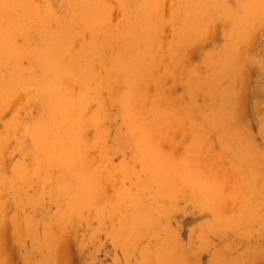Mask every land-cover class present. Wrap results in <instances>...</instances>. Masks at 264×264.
Segmentation results:
<instances>
[{"label":"rangeland","instance_id":"rangeland-1","mask_svg":"<svg viewBox=\"0 0 264 264\" xmlns=\"http://www.w3.org/2000/svg\"><path fill=\"white\" fill-rule=\"evenodd\" d=\"M16 1V0H15ZM14 1V2H15ZM30 1H33V0H30ZM36 2V5L34 4L35 2ZM33 2V4H32V6L34 5V7H31V6H28L27 7V9L26 10H28V8L30 9V10H32L31 12H36V13H29L28 14V16H26V17H28L29 18V22H31V24L33 23V25H27L26 23L28 22V21H24V22H26V23H24L23 22V20H21L23 17H25L24 16V14L25 15H27V13L30 11H26L25 12V10L23 11V12H25L24 14H23V12H22V9L23 8H21V10H18L17 12L15 11L14 12V16H16L17 18H18V20H17V18H15L14 17V19L13 18H11L12 19V22L14 23V24H12V23H10L11 24V26L9 25V24H7V28H4V26L3 27H1V30L3 29L4 31H5V29H7V31L13 36V38H12V40L14 39V38H16L17 36V38L15 39V40H13V42L15 43H13V51H12V53H13V56L14 55H16V54H18V55H16L15 57H13L12 56V53H10V52H6V51H4L5 53H3V51H2V49H0V51H1V53H0V57H1V59H0V70H1V72H0V85L2 86V84H3V86H5V85H9V84H12L13 82H14V80L15 81H17V82H19L20 81V83L22 82V80H23V78H24V80L25 79H27L26 81H25V83H24V81H23V84L21 85V87H23V89L22 90H24V86L25 85H28L27 83H29V87L28 86H26L27 87V89L26 90H28V89H30L29 91H26L25 90V92L24 91H18V92H16V94H17V98H15L16 97V94L13 96V99H14V101L13 100H11L10 101V103H8V106H3V108H1L0 109V130L2 131V133H3V135L2 136H0V138L2 139V141L3 142H1V140H0V152H1V154H0V158L2 159V161H1V159H0V171H2V172H0V177L2 178H0V180H2V182H3V184H4V186L2 185V184H0V221H2L3 222V220H1V219H4L5 217V215H6V219L4 220V222L6 221V226H4L5 224H4V222L2 223V222H0V227L2 228H0V233L2 234H0V236H1V238H0V253H1V256H0V264H3L4 262V264H8L9 262L8 261H10V263L9 264H36L37 262H38V264H49L50 262V264H53L54 263V261L53 260H55V263L56 264H60V263H62V264H148V263H144L145 262V260H146V258L148 259V256H149V258H151V256H153V258H151V259H154L155 257H156V255L155 254H157V253H153L152 251V249H151V246H154L153 244H155L154 242L153 243H151L150 242V240H148V239H150V238H148V235L147 234H145V232L147 231L146 230V228H145V232L143 231V236H141V234H140V232H138V231H140V230H143L142 229V227H140V225H139V227H137L138 225L136 224L137 223V221L136 220H134L133 219V215H134V213H136L137 211V209H134V208H137L136 206H134L133 205V201H132V199H126V198H123L122 196H125V195H127L128 193H130V191L129 190H131V193L133 192L134 193V191L136 190V187H137V185H138V187H139V183H138V181H140V183L141 182H143L144 183V181L146 182V184H148L147 182H148V178L150 177L149 175H151V174H149L148 172H149V169H150V160L151 159H153L154 160V158L155 157H157V154L155 155V154H153V152L151 153L152 155H155V157L154 158H150L149 156H152V155H150V153H148V156H147V159H145V157H143V159H145V160H147V162L145 163L144 161L145 160H142V156H140L139 155V150H137V148L139 149V147H137L136 146V144H137V142L139 143V144H137V145H139L140 146V142L139 141H137V140H140V138H138L137 136H135V135H133V132H132V134H131V132H130V130L132 129V127H131V129L130 128H127L128 127V123H130V122H132V121H130L131 119H130V117H128L129 118V120L128 121H130V122H128L127 121V124H126V117L128 116V114H130V111L128 110V109H126L127 107L126 106H128V101H130V100H127L126 101V103H125V100L124 99H121V98H124L125 96H124V92L126 91H124V90H122V91H124L123 93L124 94H122V92L121 91H119V90H121V89H123L122 87H125V85L123 84V83H125L124 81L122 82V80H123V78H121V76H120V78H118L119 80V82L121 81L122 82V84H120L117 80L114 82L115 84L113 85L114 86V88H116L117 87V83H119V88H118V90L116 91V89L115 90H112V89H110V90H108V92H106L105 91V98H102L101 99V103H99V102H96V104H94L95 102H92L91 103V105H89V106H91V110L89 111L88 110V116H91V114L92 113H90V112H99V110H97V109H100V112L99 113H101V114H98V118L101 120V121H99V119L97 120L98 122L96 123V122H94L95 124H98V125H95L94 123H91V125H90V123H87L86 125H83L82 127H83V129H81L82 130V132H81V134H80V132H79V137H80V140L78 139V140H75V141H73L74 143H73V145L77 142H79L78 144L76 143L74 146H75V152H77V150L79 151V156H81V158H80V161H81V170L82 171H80L79 169H77V170H79L80 172H81V174L79 173V171H77L76 170V168H71V170L72 169H75L76 171L74 172V171H72V173L71 172H67V171H71V170H69V168L71 167V166H69L70 165V162L69 161H71V158H70V160H68V162H66L65 164H66V166L68 165V168H66L67 169V173H69V174H67L66 172V174L64 173L63 174V171H64V167L65 166H63L62 165V174H63V176L65 177H63L62 175H61V169H59V168H57V167H60L59 165H57L56 167L54 166V167H47L48 166V164L49 163H47V161L45 160V156H44V152H42V154H41V152H40V150L42 151V149H39L38 150V152L37 151H35V149L37 150L38 148L36 147V146H34V145H32L31 144V142L32 141H34V139L31 137V139H30V133H29V131L27 132V130H30L31 128L32 129H34V127H35V129H36V125L38 124V120L37 119H42V120H45V119H43L44 117L46 118V120H47V117L45 116V112H46V109H44L45 107V105H44V103L42 102V100L44 101V92H43V94H42V91H40V89L41 90H43V88H40V86H38L39 87V91H37V89H38V87H36L35 85H37V84H32L33 85V87L35 88H30V86L32 87V85H31V83H33V82H37L36 80H40V79H42V76H40V74L42 75L43 74V67H44V64L43 65H40V64H42L43 63V61L42 62H40V61H36L37 60V56H39L40 58L43 56V54H46V52L49 50L50 51V49L49 48H51L52 50H55L56 48L55 47H61V45L59 46L58 44L60 43L59 41H58V38H59V35H60V33H61V29L62 30H64V25H66L65 26V30L64 31H66L67 29H68V31H72V32H70V40H69V44H70V52H68V54L69 53H71V52H76L77 50H78V47H80V49L79 50H81L82 49V47H83V49H84V47L86 48V50L88 51V53H89V55L90 56H88V57H91V55H92V57L91 58H93L95 55H97V54H100V52H101V49L103 50V51H105L106 52V54L108 55V54H110L111 52H113V51H116L115 49L118 47V45H119V41H113V40H117L116 39V37H111V36H109L108 38H110V39H108L107 38V36H108V34H107V36H106V34L104 35V32H108L109 33V31H111L112 33H109V35H113L114 36V32L112 31L114 28H115V26H116V23L118 22V28H120L121 29V27H119L120 25H122V24H120V23H122L123 21V25H122V32H124L123 30H125L127 27V30H130L131 29V26H133V25H131L130 26V24H132L131 23V19H132V21H133V18H131L130 17V13H131V16H132V12L134 13L135 11H132V10H134V7H135V9H136V7H137V9H139V3L137 2V1H139V0H99L100 1V3L98 2V4H99V6L103 3V4H105L106 5V7L108 8H106V10H104L103 12H102V9L103 8H101V7H97V11L99 12V10L101 9V14L103 13L104 15H105V11H106V13L108 12V15H106V16H108L107 18H105L106 16H104V20L106 19V21L108 20L110 23V26L113 24V25H115V26H109V24H108V26L106 27V31H102L101 32V30H103V29H105L104 27L106 26L105 24H107L106 23V21H105V24L103 23L102 24V26L100 25L101 24V22H97L101 27H102V29L100 28V27H97L96 29H101V30H97V32L99 33H97V32H92V33H90V31H92V30H87L86 28H83L84 26H83V24L81 25V27H80V24H79V26H78V23L81 21V19L80 18H82V14L85 12V10H86V8H84V9H82L83 7H84V5L86 4L87 6L90 4V2L89 1H85V0H82V2L84 1V2H86V3H84V4H82L81 3V5H79L80 4V0H76L77 1V4H78V6H79V8H78V6H76L77 4H76V2H75V0L73 1V0H63V1H65V2H63L62 0H34ZM38 1H39V3H38ZM47 1H49V2H46ZM67 1H68V3H67ZM72 1H73V5L75 4V6H76V9H74L75 8V6H74V8H73V5H72ZM103 1H105V2H103ZM156 1V4H157V2H158V0H155ZM159 1H161V3L162 4H160L159 2H158V4H160V6H162V7H158V9L160 10L161 9V11H158V9H155L154 11H157V12H159V13H157V12H155L154 14H156L157 13V18H158V14L160 15V13H161V18H160V26L158 27V25H156V24H159V23H157V21L159 22V20H156V23L154 22V27L155 28H157L158 27V29H160L161 31H154V29L155 28H153V31H152V33L153 32H156V33H154V36H155V34L156 35H159L158 37L161 39L159 42L160 43H162V44H158V46H160L161 48H164V46H165V48L167 49V48H169L168 50H166L165 48L164 49H162L161 50V48L159 49L158 48V50H161V51H163V55L165 56V54H171L172 53V51H174L173 49H175V51L177 50V48H178V53L180 52V54H179V56H177L176 58L177 59H179V63L181 62V65H176L175 64V66L173 65V63H172V66L173 67H175V68H173L171 65H170V63H167L166 62V59L168 60V58L165 56V58H164V56L163 57H161L162 58V60H164L165 61V63H167L168 64V67L169 66H171V69H170V71H172V69H174L171 73H168V72H166V70H165V66L167 65V64H164V63H162V61H161V63H162V65L160 64V65H158V63H155L154 65H156V66H154V67H156V69L158 70V71H156V76L157 75H159V76H157V80H152V78L151 79H149V81H151V82H147L146 83V85L147 86H144V87H146V90H147V92L148 93H150L149 94V97L150 96H152L153 94H152V92L153 91H155V88H154V86L153 85H156L157 86V84H158V88H160L159 89V91L157 90V92L159 93V95H158V97H160V98H165L166 96H168L167 98H169V97H171V95H172V99L171 100H174V98L175 99H177L178 100V103H179V101L181 100L183 103L182 104H180V106L182 107V105H183V107L182 108H184V109H188V110H184V113L183 112H181V113H183L184 114V117L186 116L187 118H188V116H192V118H193V120H194V118H195V115H196V112L198 111L197 109V111L195 110V108H197V107H199V110H201L200 108H203V110H204V108H205V112H209L210 111V104H211V101H213V100H215L216 101V99H218V96H216V98L215 99H213L214 98V90H211L212 89V87H213V89H214V86H212L213 84L215 85V81H213L214 79H213V77H210V78H212V79H210L209 78V76H213V74H212V72H213V68H215L216 69V65L218 66L219 65V62L221 63L222 61H224V58H225V54L226 53H229V51H228V48H231L235 43H236V45L238 46L239 45V43H238V39H235L236 37L238 38L239 37V35H237L236 36V34H239L240 33V31H242L243 29H244V27L246 28V25L245 24H243L242 22H241V19L243 18V15H247L249 18H251L252 17V14H250V13H253V17H252V20H251V22L253 23H258L260 20H256L258 17L257 16H259L260 17V15L262 14V12L264 13V4H260L259 6H257V2H258V0L256 1V0H252V2H254V4H252L251 5V1L250 0H244V2L245 1H249V3L248 2H245V3H243V0H159ZM188 1V2H187ZM215 1V3L213 4L212 2H214ZM221 1V2H220ZM242 1V2H241ZM41 2H45L44 3V5H46L48 8H49V10H52V11H49V10H46V9H48L46 6L44 7L45 9L44 10H42L43 9V7H42V3ZM50 2H51V4H50ZM69 2H71V3H69ZM75 2V3H74ZM89 2V3H88ZM135 4H134V3ZM187 2V3H186ZM200 2H202V4L204 5H202L203 7H206V9L205 8H203L204 9V12H201V11H198L196 8H198L199 6H200V8L202 9V7H201V3ZM219 2L221 3V4H219ZM30 3H32V2H30ZM41 3V4H40ZM48 3H49V5L50 6H52L53 7V9H52V7L50 8V6L48 5ZM56 3V4H55ZM65 3V4H64ZM189 3V4H188ZM192 3V4H191ZM200 5H199V4ZM8 4V6H9V4H11V2L10 3H8V1H6V5ZM37 4H38V6H37ZM40 4V5H39ZM64 4V5H63ZM72 5V7H71V5ZM92 4V3H91ZM138 4V5H137ZM154 4V6L156 5L155 4V2L153 3ZM190 4H191V6H190ZM198 6H197V5ZM205 4H208V6H209V8H208V6H205ZM212 4V5H211ZM221 5V6H219V5ZM241 4H243V6H240ZM256 4V5H255ZM43 5V6H44ZM61 5V6H60ZM85 5V6H86ZM105 5L103 6L104 8H105ZM137 5V6H136ZM211 5V6H210ZM246 7H248V5L249 6H251V12L249 11H245L246 13H244V11L242 10V8H244V9H246L245 8V6ZM254 5V6H253ZM11 6V5H10ZM90 6V5H89ZM88 6V8H90ZM157 6V5H156ZM195 6V7H194ZM217 6L218 7H220V8H217ZM24 7V6H23ZM40 7H42V9L40 8ZM57 7H58V9H57ZM65 7H67V8H65ZM70 7L71 8H73L74 10L72 11L71 9H70ZM91 7H93L92 5H91ZM95 7V6H94ZM128 7V8H127ZM131 9H130V8ZM183 7H185L186 9L187 8H189L190 10L188 11V9L186 10L185 8H184V11H185V13L186 12H189V14L187 13V16L189 15V16H191L192 17V13H194V11H196L197 10V12H195L196 13V15L198 14V12H200V13H204V14H202V15H205V11L206 10H208V9H210V11L211 12H213L214 13V15H212V13L210 12V14L212 15V17H211V19H212V21L213 22H210V19L208 20V19H206V20H208L209 22H210V24H205L204 25V27H206V25H207V27H206V30H205V28H203L202 29V27H201V32H200V34L196 37V38H200V40H198V39H192V38H195V36L194 35H184V33H183V31H187L188 29L185 27L184 28V26H185V22L183 21L184 20V18H185V13H184V11H182L183 10ZM195 8L194 10H192V8ZM39 8L42 10H39ZM56 8V9H55ZM63 8H65V9H63ZM70 10H69V9ZM99 8V9H98ZM141 8V7H140ZM154 8H156V7H154ZM254 8H256L257 10H259V11H257L256 9H255V11H253L254 10ZM35 11H34V10ZM61 9H62V11H61ZM79 9H81V10H79ZM128 9H129V12H127L128 11ZM58 10V11H57ZM75 10H77V11H75ZM193 12H192V11ZM224 12H223V11ZM262 10V11H261ZM38 11L39 12H41L42 13V18H41V15H39V13H38ZM62 13H61V12ZM64 11V12H63ZM67 11H69V13L67 12ZM79 11V12H78ZM80 11H83L81 14H79L78 15V13H80ZM139 11V10H138ZM142 11V10H141ZM141 11H139L138 12V15H140V12ZM145 11L146 10H144V11H142L141 12V14L144 12L145 13ZM217 11V12H216ZM225 11H226V13H225ZM233 11H235V12H239V14L240 15H242L241 16V19H239L240 18V15L237 13H235V12H233ZM253 11V12H252ZM261 11V12H260ZM20 12V13H19ZM45 12H48V13H46V16H47V14L48 15H54L53 17L52 16H50V17H52L51 19H50V17H46V16H44L45 15ZM51 12H54V13H52L51 14ZM57 14H56V13ZM73 12H77V14L76 15H78L79 17L77 18V16L73 13ZM182 12V13H181ZM190 12H192V13H190ZM206 12H208V11H206ZM209 12H208V14H209ZM221 12V14H219V13ZM230 12V13H229ZM254 12H256L255 14H254ZM261 14H260V13ZM15 13H19V17H18V15H16ZM38 13V16H37V18L39 19V20H41V21H39L38 19H35V16H36V14ZM40 13V14H41ZM44 13V14H43ZM100 13V12H99ZM177 13V14H176ZM195 13L193 14V16L195 15ZM258 13L260 14V15H258ZM6 14H8V13H6ZM6 14H5V16H6ZM62 14L64 15L63 17H62ZM67 14H72V17H71V15H68V16H66ZM101 14H100V17H101ZM135 14L137 15V12H135ZM135 14H133L134 16H135ZM175 14L176 15H179L178 16V18L179 17H181L180 19L181 20H179V19H177V18H175V17H177V16H175ZM208 14H206V18H208L207 16H209ZM215 14H217V15H215ZM225 14V15H224ZM232 14H235V15H238L237 17H235V16H233ZM80 15H81V17H80ZM174 15V16H173ZM210 15V16H211ZM218 15H220L219 17H218ZM251 15V16H250ZM255 15H256V17H255ZM22 16V17H21ZM29 16H31V18L29 17ZM40 16V17H39ZM66 16V17H65ZM74 16H76V17H74ZM128 16H129V20H130V22H129V20H127V21H125L127 18H128ZM133 16V17H134ZM187 16H186V18L185 19H188L189 18V16H188V18H187ZM214 16H216V19H214L213 20V18H215ZM8 17H9V14H8ZM23 18L24 20H28V18ZM32 17H33V19H35V21L33 22V20H31L32 19ZM63 19H62V18ZM67 19V22H66V19ZM74 17V18H73ZM139 17V16H138ZM229 17H233L234 18V20H233V18H232V21L231 22H233V23H230V20H231V18H229ZM19 18H20V20H21V22H20V20H19ZM54 18L56 19V20H58L57 22H56V20L54 21ZM70 18H73V19H70ZM121 18H123V20L121 19ZM156 18V19H157ZM227 19L229 22H226L225 23V19ZM254 18H255V20H254ZM70 19V20H69ZM74 19H80V21L77 23V21L76 20H74ZM134 19H136V18H134ZM159 19V18H158ZM235 19L238 21V22H236L235 21ZM240 20V22H239V20ZM259 19V18H258ZM260 19H261V22H259V24H257V26H256V28L254 27L255 25H254V23L252 24L251 22H250V24H252V25H254V26H252V25H247L248 26V30L250 29L249 27H254L255 29H254V33L253 34H250V32H249V34L250 35H252V38H251V41H250V43H249V45H248V47L246 48V53H245V59L243 58V55H241L240 57L241 58H239L238 60L240 61V64H242L241 66H243V70L242 71H244L243 73H244V78L245 79H243V88H250V85H254V87L253 86H251V89L249 90V92L246 90V89H244V90H242V88H241V91H244L243 92V94L241 93V95H243V99H241L242 100V102H243V104H242V102H241V100H240V103L242 104V105H240V106H238V107H240V108H242L243 109V107H245L244 108V117L242 116L241 117V115L239 116V119L241 120V122H242V119H243V122L241 123L242 124V127L247 131H245V130H243V132L245 131L246 132V134L247 135H249V138L251 139V140H253L254 141V144H256L258 141V143L261 145L262 144V136L259 134V122L257 121V120H259L260 119V116L262 117L263 115H264V99H263V97L261 98V99H256V98H258V97H254V92H253V90H255V88L258 86V84H256L255 82H257L258 83V81L256 80L255 81V75H256V73H255V62H254V58H252L254 55L255 56H258L259 55V53H260V55H262V53L264 52V49H262L261 50V48L260 47H264V14L263 15H261V17H260ZM14 20V21H13ZM48 21L47 23V26H46V28L43 26L44 25V23H46V21ZM61 20V21H60ZM65 20V21H64ZM74 20V21H73ZM137 20V19H136ZM176 20H177V22H176ZM225 20V21H224ZM254 20V21H253ZM37 21H39L38 22V24H36L37 23ZM45 21V22H44ZM53 21V22H52ZM61 22V26H59L58 28H61V29H58L57 28V25L56 24H58V22ZM70 21V22H69ZM72 21V22H71ZM103 21V20H102ZM182 21H183V23H182ZM207 21V22H208ZM258 21V22H257ZM59 22V23H60ZM69 22V23H68ZM75 22V23H74ZM126 22H129V26H128V24H126V27H124V23H126ZM181 22V23H180ZM206 22V23H207ZM19 23H21L20 25H23V27L21 26H19ZM39 23H42V26L45 28H43L42 26H41V24L39 25ZM76 23H77V25H76ZM180 23V24H179ZM203 23H204V21H203ZM211 23H213V24H211ZM230 23V24H229ZM240 23H242V25L240 24ZM51 25V27L50 26H48V25ZM73 24H75V25H73ZM120 24V25H119ZM178 24H179V26H178ZM182 24H184L183 25V28H184V30H183V28L181 29V27L180 26H182ZM233 24V25H232ZM6 25V24H5ZM24 25H26V26H24ZM36 25H38V26H36ZM46 25V24H45ZM54 25H55V27H56V29L58 30H55V28H54ZM71 25H73L74 26V29H72V27L73 26H71ZM104 25V26H103ZM157 27H156V26ZM210 26V28H209V26ZM241 25V26H240ZM40 26V27H39ZM68 26H71V27H69V28H67ZM202 26H203V24H202ZM234 26V27H233ZM236 26V27H235ZM16 27H18V28H16ZM31 27V28H30ZM33 27V28H32ZM35 27H37V28H35ZM48 27H50V28H54V30L50 33V31L53 29H50V28H48ZM80 27V28H79ZM108 27H110V30L109 29H107ZM112 27H113V29H112ZM178 27H180V29L181 30H179V28ZM231 27H233L234 28V31H235V28H238V27H241V28H239V31L237 32V31H235V32H237V33H234V31H233V33H234V35H233V33H232V31H230V29H231ZM10 28H12V31L13 32H11V30L9 31V29ZM13 28H16V30H13ZM21 28V29H20ZM40 28V29H39ZM67 28V29H66ZM75 28H76V30H77V28H79L78 30H80L79 32H77L76 30H75ZM117 28V26H116V29L119 31L120 29H118ZM125 28V29H124ZM130 28V29H129ZM19 29V30H18ZM27 29V30H26ZM30 29V30H29ZM38 29H39V31H38ZM81 29H84V31L85 30H87L86 32V34H91L93 37H88L89 35H86L85 34V32H83L84 34V36H81L82 34V32H81ZM112 29V30H111ZM157 29V30H158ZM208 29H210V30H208ZM242 29V30H241ZM0 30V33L1 32H3V30L1 31ZM17 30H18V32L19 33H17ZM22 30H23V32H25V34L22 32ZM41 30V31H40ZM45 30H46V32H48V30H49V32L48 33H46L45 32ZM60 30V31H59ZM74 30H75V32H74ZM109 30V31H108ZM115 30V29H114ZM127 30L125 31V32H127ZM156 30V29H155ZM177 30V31H176ZM179 30V31H178ZM183 30V31H182ZM203 30V31H202ZM208 30V31H207ZM237 30V29H236ZM251 30H253V28L251 29ZM251 30H249V31H251ZM29 31V35L27 34V32ZM32 31V32H31ZM35 31H38V32H35ZM182 31V32H181ZM185 31V32H186ZM230 31V32H229ZM15 32V33H14ZM35 32V33H34ZM63 32V31H62ZM89 32V33H88ZM176 32H181V33H179L180 35H181V37H183L184 39L185 38H190V40H193V41H191V43H190V41H189V43L190 44H188V45H185V47L183 46V47H180V46H182V45H184L183 43H185L184 42V39H182L181 37V39L183 40L182 41V43H179V42H181V41H178V40H181V39H179L178 37H179V35H177L178 33H176ZM189 32V31H188ZM188 32H187V34H188ZM13 33V34H12ZM21 33V34H20ZM49 33L50 34H52V33H55V34H52V35H49ZM57 33V34H56ZM58 33H59V35H58ZM74 33H75V35H79L78 33H80L81 35H79V37H77V38H75L74 40L72 39L73 37L72 36H74ZM101 33V34H100ZM116 33V35L118 36V34H117V31L115 32ZM232 34V36H231V34ZM252 33V32H251ZM24 34V35H23ZM44 34V35H43ZM73 34V35H72ZM121 34V32L119 33V36H123L124 35V33L122 34V35H120ZM186 34V33H185ZM204 34H208V36L207 35H204ZM21 35V37L19 38V36ZM33 35V36H32ZM43 35V36H42ZM46 35H49V37L48 36H46ZM54 35H57L58 37L55 39V41H57L55 44V47H53L54 45H52V46H50L49 44H54V42L55 41H52V39H51V37H53V40H54V37H56V36H54ZM100 36V37H98V36ZM115 35V36H116ZM127 35V34H126ZM254 35V36H253ZM32 36V37H31ZM95 36H97V37H95ZM105 37V38H107L108 40H110V42H108L109 43V45H107V46H105L106 44H108V43H106L108 40L107 39H105V38H103L102 39V37ZM125 36V35H124ZM178 36V37H177ZM200 36H202V37H200ZM204 36V37H203ZM236 36V37H235ZM35 37V38H34ZM42 37V38H41ZM75 37V36H74ZM83 37V38H82ZM95 37V38H94ZM128 36H126V40H128V38H127ZM157 37V38H158ZM177 37V38H176ZM22 38V39H21ZM26 38V39H25ZM29 38V39H28ZM47 38H48V40H47ZM90 38H93L91 41L94 43V40H95V42L97 43L98 42V39H100V42L102 43L101 45L102 46H100L99 44V42H98V48L97 49H99V47H101L99 50H97V51H100V52H97V51H95L92 47H90L89 45H91L92 46V43L90 42V40L89 41H87V39H90ZM141 38V40L144 38V35H143V37L141 36L140 37ZM156 38V37H155ZM156 38V39H157ZM159 38H158V40H159ZM204 38V39H203ZM210 38V39H209ZM32 39V40H31ZM43 39H44V41L45 42H47V43H45L44 41H43ZM51 39V40H50ZM154 39V38H153ZM178 39V40H177ZM186 39V40H187ZM86 42V44L87 43H89V44H87L86 46L84 45L85 44V42ZM111 40H112V42H111ZM197 40H198V42H197ZM202 40V41H201ZM37 43H36V42ZM74 41V43H70V42H73ZM83 41V42H82ZM155 41H157V40H155ZM155 41H154V44H156L157 45V42L155 43ZM162 41V42H161ZM188 41V40H187ZM201 41V42H200ZM237 41V42H236ZM19 42V43H18ZM44 42V43H43ZM59 42V43H58ZM152 43H153V41H151ZM175 42H176V44L177 43H179V45L180 46H178V44H177V46H176V44H175ZM192 42H193V44H192ZM239 42H240V38H239ZM17 43V44H16ZM28 43V44H27ZM58 43V44H57ZM111 43H113V44H111ZM115 43V44H114ZM238 43V44H237ZM261 43V45L259 46V44ZM18 44H19V47H18ZM24 44V45H23ZM45 44V45H44ZM61 44V43H60ZM80 44H82V46L80 45ZM197 44V45H196ZM17 45V46H16ZM74 45H75V48H74ZM77 45V46H76ZM79 45V46H78ZM117 47H116V46ZM151 45H153V44H151ZM263 45V46H262ZM14 46H16L15 47V49H14ZM21 46V47H20ZM25 46H26V48H25ZM27 46H29V47H27ZM30 46H31V48H30ZM37 46V47H36ZM39 46V47H38ZM40 46H42V47H40ZM49 46V47H48ZM71 46L73 47V48H71ZM175 47V48H173V47ZM189 46V47H188ZM257 46V47H256ZM87 47H88V49H87ZM102 47H106L105 49H107V51L105 50V49H103ZM112 47V48H111ZM115 47V48H114ZM156 47V46H155ZM177 47V48H176ZM234 47H236V46H233V48ZM258 47H259V49L261 50H259L258 49ZM28 48H29V50H28ZM38 50H37V49ZM43 48V49H42ZM54 48V49H53ZM92 48V49H91ZM108 48H111V49H108ZM121 48V47H120ZM153 48V47H152ZM173 48V49H172ZM180 48H182V50L180 49ZM187 48V49H186ZM16 49H20V50H22V51H20V54H19V51L17 50V52H16ZM35 49V50H34ZM48 49V50H47ZM71 49H75V50H71ZM91 49V50H90ZM114 49V50H113ZM118 49V48H117ZM122 49V48H121ZM154 49V48H153ZM156 49V48H155ZM155 49H154V51H155ZM184 49V50H183ZM186 49V50H185ZM227 49V50H226ZM257 49L259 50V53H258V51H257ZM12 50V49H11ZM30 50H34L33 52L32 51H30ZM41 50H43V51H46V52H43V54H42V52H41ZM57 50V49H56ZM109 50L111 51V52H109ZM158 50H156V51H158ZM166 50V51H165ZM171 50V51H170ZM187 50H188V52H187ZM226 52H225V51ZM253 50V51H252ZM14 51H15V54H14ZM48 51V52H49ZM86 51V52H87ZM90 51H91V53H90ZM168 51V52H167ZM181 51H183V52H181ZM184 51H186V53L184 52ZM228 51V52H227ZM231 51V50H230ZM255 51V52H254ZM23 54H22V53ZM24 52L26 53V52H28V53H26V54H24ZM34 52H36V53H34ZM92 52H93V54H92ZM109 52V53H108ZM152 52H153V50H152ZM159 52V51H158ZM164 52H165V54H164ZM224 52V53H223ZM2 53H3V55L4 56H2ZM30 53H32V54H35V55H32V54H30ZM39 53H41V54H39ZM88 53H86V55L85 56H87L88 55ZM94 53H96V54H94ZM155 52H153V54H154ZM157 53V52H156ZM183 54V56H182V54ZM258 55H257V54ZM8 54H10V55H8ZM161 54V53H160ZM174 54H176L177 55V52H174L172 55H168L169 57H170V59H169V61L171 60V58H172V56L174 55ZM186 54H188L187 56H188V58H187V61H186ZM224 54V55H223ZM254 54V55H253ZM8 55V56H7ZM30 55H32L31 57H30ZM94 55V56H93ZM157 55H158V53H157ZM156 54H155V59H156V56H157ZM175 55V56H176ZM185 55V56H184ZM227 55V54H226ZM253 55V56H252ZM259 55V56H260ZM19 56L21 57V58H19ZM22 56H23V58H22ZM33 56H35V57H33ZM159 56V55H158ZM161 56V55H160ZM159 56V57H160ZM224 56V58H222L221 60H219L220 59V57H223ZM254 56V57H255ZM4 57L6 58V60L4 59ZM11 58V59H10ZM13 58H15L14 59V61L12 60ZM17 58H18V60H20V61H17ZM27 58V59H26ZM100 58V60H102L101 61V63H103V64H105L106 63V61L104 60V59H102L101 58V56L99 57ZM175 58V57H174ZM243 58V59H242ZM22 59V60H21ZM33 59V60H32ZM176 59V60H177ZM247 59V60H246ZM3 60H5V61H3ZM13 62H12V61ZM31 60V61H30ZM96 60H99L98 58H96V56H95V59H94V61H96ZM100 60L99 61H96V62H94L95 63V66H96V64H98V65H100L99 67H101V69L103 68L104 70H105V68L107 67V66H105V68L102 66V64L101 63H99L100 62ZM154 62L155 61H159L160 60V58L159 59H157V60H154V59H152ZM176 60H174V61H176ZM245 62H243V61ZM3 61V62H2ZM10 61V62H9ZM105 61V62H104ZM163 61V62H164ZM172 61H173V58H172ZM7 62V63H6ZM13 63V64H15V65H13V66H15V67H13L12 68V66H10V65H12V64H10V63ZM22 64H21V63ZM32 62V63H31ZM45 62V61H44ZM205 64H204V63ZM224 62H227V60L226 61H224ZM16 63H18V64H16ZM40 63V64H39ZM185 63V64H184ZM9 64V65H8ZM153 64V63H152ZM214 64V65H213ZM216 64V65H215ZM244 64V65H243ZM253 64V65H252ZM7 65V66H6ZM38 67H37V66ZM97 65V66H98ZM106 65H107V63H106ZM205 65V66H204ZM10 66V67H9ZM16 66H18V67H16ZM96 66V68H98ZM152 65H150V67H151ZM177 66H178V68H177ZM215 66V67H214ZM150 67H148V69L150 68ZM153 66H152V69L154 68ZM183 67V68H182ZM7 68V69H6ZM14 68H17L18 70H15ZM167 68V67H166ZM170 68V67H169ZM169 68H167V70H169ZM245 68V69H244ZM3 69H4V71H3ZM8 70V69H10V70H8V73H10V72H12L13 74H7V72H6V70ZM14 70V72L12 71V70ZM21 69V70H20ZM34 69V70H33ZM36 69V70H35ZM100 69V68H99ZM100 69V70H101ZM102 69V70H103ZM165 70V72H163L162 70ZM178 69H183V73H181L180 72V70L179 71H177ZM214 69V70H215ZM38 70V71H37ZM103 70V71H104ZM186 70L188 71V72H190L191 74H192V72H194L195 73V75L194 76H196V77H194V78H190V77H192V76H189V75H191V74H188V72L186 73V74H188L187 76L188 77H186V74L184 73V72H186ZM21 73V72H24V74L23 73H19V72ZM36 71V72H35ZM42 71V72H41ZM151 71V70H150ZM150 71H148V72H150ZM154 72H155V70H154ZM154 72H153V70H152V74H154ZM160 72V73H159ZM26 73V74H25ZM31 73V74H30ZM114 73V72H113ZM151 73V72H150ZM163 73V74H162ZM168 73V74H167ZM5 76H4V75ZM23 74V75H22ZM108 74V73H107ZM116 74V73H115ZM166 74V75H165ZM179 74H180V76H179ZM184 74V75H183ZM8 77H7V76ZM18 75H20V78L18 77L17 78V76ZM35 75V76H34ZM108 75H110V74H108ZM114 75V74H113ZM155 75V74H154ZM153 75V76H154ZM4 76V77H3ZM23 76H25V77H23ZM111 76V75H110ZM116 76V75H115ZM170 78H169V77ZM179 76V77H178ZM13 77V78H12ZM22 77V78H21ZM27 77V78H26ZM39 77V78H38ZM159 77V78H158ZM184 77H186L187 79L186 80H188V79H190L189 81H187V85H191L192 83H194L193 84V88H192V92H193V97H191L190 99H189V96L191 95L192 96V92L189 90V87H188V90L191 92V94H190V92L189 93H186L187 92V90H186V88H187V85H186V83H185V78ZM28 78H30V80L28 79ZM173 78V79H172ZM2 79H5V81H8L9 79H11L13 82H10V80L8 81V83L7 82H3L2 84H1V82H2ZM19 79V80H18ZM20 79H22V80H20ZM153 79H154V77H153ZM160 79V80H159ZM185 81H184V80ZM197 79V80H196ZM206 79V80H205ZM207 79H209L210 81L212 80L213 82H207ZM33 80V81H32ZM169 80H171V81H169ZM175 80V81H174ZM193 80V81H192ZM196 80V81H195ZM29 81V82H28ZM184 83H183V82ZM191 81V83H188V82H190ZM254 81V82H253ZM27 82V83H26ZM209 83V84H212L211 86H209V84H207V83ZM244 82H245V84H244ZM5 83H7V84H5ZM153 83V84H152ZM253 83H255L256 84V86H255V84H253ZM5 84V85H4ZM183 84H185L186 85V88L184 87V85ZM115 85H116V87H115ZM112 86V87H113ZM210 87H211V89H210ZM113 88V89H114ZM153 88H154V90H153ZM190 88V89H191ZM252 88H254V89H252ZM35 91H34V90ZM125 89V88H124ZM145 89V88H144ZM143 89V91H142V93L143 92H146V90H144ZM157 89V88H156ZM77 91V88L75 87L74 88V92H76ZM186 90V91H185ZM110 91H111V94H109L110 93ZM113 91V92H112ZM115 91V92H114ZM165 93H168V95L167 94H165ZM212 91V92H211ZM252 91V92H251ZM28 94H27V93ZM30 92V93H29ZM36 92V93H35ZM37 92H39V93H37ZM119 92H121V96H123V97H121L120 96V94L119 95H117ZM156 92V91H155ZM156 92V93H157ZM23 95H22V94ZM109 95H108V94ZM114 93H116V94H114ZM148 93H146V94H148ZM154 93V92H153ZM157 93V94H158ZM250 93H252L251 95H250ZM19 94V95H18ZM29 94H30V96H29ZM36 94H38L37 95V97L39 96V98L37 99V97H36ZM164 94V95H163ZM25 95V96H24ZM35 96V97H33V96ZM143 96H145V93H143L142 94ZM162 95L164 96V97H162ZM173 95H175V96H173ZM176 95H177V97H176ZM179 95V96H178ZM189 95V96H188ZM21 96H23V97H21ZM27 96V97H26ZM113 97V98H110V97ZM119 96H120V98H119ZM147 96V95H146ZM146 96H145V99H146ZM32 97V98H31ZM41 97H42V99H41ZM118 98L119 100H118V102H116V98ZM148 97V96H147ZM148 97V98H149ZM156 97V94H155V96H152V98L150 99L149 98V101H148V99H146V100H144V104H145V107H140L139 105H135V107L136 108H138V111H140V113H141V115L143 116V118L145 117V114L144 113H146L148 110H150L149 111V114H148V116L150 115L151 116V114H150V112H151V109L149 108L150 106H151V108H152V104H156V102L158 101L159 103H161L160 101L162 100V99H159V98H155ZM213 97V98H212ZM20 98V99H19ZM26 98V99H25ZM36 98V99H35ZM179 98H180V100H179ZM204 98H206V99H204ZM255 98V99H254ZM27 99H29V100H27ZM31 99V100H30ZM41 99V102H39V100ZM116 99V100H115ZM19 101V103H18V101ZM27 100V101H26ZM36 100H38V101H36ZM104 100V101H103ZM114 100V101H113ZM123 100H124V103H123ZM168 101L167 102H169L170 101V98L169 99H167ZM192 100H193V103H192ZM255 100H258V103H257V101H255ZM263 100V102L261 103V101ZM13 101V102H12ZM122 101V103L120 104V102ZM154 101V102H153ZM164 101V99L162 100V102ZM166 101V100H165ZM181 101H180V103H181ZM191 101V102H190ZM254 101V102H253ZM17 102V103H16ZM128 102V103H127ZM147 102V103H146ZM151 104H150V103ZM153 102V103H152ZM157 102V103H158ZM166 102V103H167ZM174 103L176 102L175 100L173 101ZM187 104H186V103ZM194 102L196 103V105H197V107L195 106V104H194ZM255 102H256V105H255ZM41 103H43V104H41ZM101 104L100 106L98 105V104ZM149 103V104H148ZM158 103V104H159ZM173 103V104H174ZM185 103V104H184ZM190 103H191V105H190ZM213 103V102H212ZM217 103V102H216ZM14 104V105H13ZM15 104H16V107H17V109H16V107H15ZM20 104V105H19ZM25 104V105H24ZM30 104V105H29ZM123 104V105H122ZM127 104V105H126ZM157 104V105H158ZM168 104V103H167ZM170 104V103H169ZM169 104L168 105H161L160 106V108L163 106V109H164V111H167V109H166V107L168 108V109H170L168 106H169ZM171 104H172V101H171ZM172 104V107H171V105H170V107H171V109L173 108L174 110H173V112H170V113H174L175 112V116H176V111L175 110H177V108L175 107L174 108V106L175 105H173ZM177 104V103H176ZM188 104H189V107H188ZM192 104H194L193 106H195L194 108H192L193 106H192ZM200 104H201V106H203V107H201L200 106ZM209 104V105H208ZM18 105V106H17ZM43 105V107L44 108H42L41 109V106ZM148 105H150L149 107H148ZM160 105V104H159ZM187 107H186V106ZM206 105H208L207 106V108H206ZM250 105H252V107L250 106ZM31 106V107H30ZM148 108H147V107ZM177 106V105H176ZM179 106V105H178ZM180 106H179V108H180ZM215 107V105H213L212 104V107ZM243 106V107H242ZM254 106H256L257 108L255 109V107ZM30 107V108H29ZM96 107V108H95ZM100 107V108H99ZM101 107L103 108V110H101ZM125 107V108H124ZM157 108H158V106H156ZM186 107V108H185ZM191 107V108H190ZM208 107H210L209 108V110H208ZM251 107V108H250ZM142 108L143 109H145V108H147V109H145V111L144 110H142ZM160 108H158V110L157 109H155V110H157L156 112H158L159 111V109ZM190 108V109H189ZM239 108V109H240ZM14 109V110H13ZM26 109H29V110H26ZM30 109H31V111H30ZM124 109V111H122ZM166 109V110H165ZM191 109H193V111H192V113H190L191 112ZM239 109H238V111H239ZM240 110L241 112L243 111V110ZM258 109V110H257ZM18 110H19V112H18ZM40 112H39V111ZM142 110V111H141ZM180 110H181V108H180ZM256 110H257V113H258V115H257V113H256ZM12 111H13V113H12ZM29 111V112H28ZM102 111V112H101ZM127 111L129 112V113H127ZM161 112H162V109L160 110ZM169 111H171V110H169ZM169 111H167L166 113H168ZM179 111V110H178ZM182 111H183V109H182ZM185 111L188 113H186L185 114ZM190 111V112H189ZM202 111V110H201ZM198 112V114H199V116H197L196 115V119H195V121L197 120V122L198 123H202L203 124V133H205L204 132V130H205V127L207 126V125H209V124H204L206 121H204V117H205V115L207 114H205V115H203L202 113L204 112ZM239 111V112H240ZM16 112V113H15ZM18 112V113H17ZM35 112H37V113H35ZM43 112V113H42ZM125 112V113H124ZM195 112V113H194ZM11 113H12V115H11ZM15 113V114H14ZM25 113H26V115H25ZM90 113V114H89ZM123 113L124 114H127V115H124L123 116ZM132 113V112H131ZM148 113V112H147ZM146 113V114H147ZM170 113H169V116H166V118H165V122L164 123H166L167 122V119H168V117L169 118H171L172 120V122L170 121L169 123H170V125L171 126H169L168 127V125H169V123H167V124H164V127L162 126L161 127V123H158V122H156L155 124H160V130L161 131H159L158 130V132H156L157 130H155V129H157V127L155 128L154 127V125H153V127L151 126V128H153V130H152V132H151V130L149 131L148 130V132H150L151 134H154V132H156V134H155V136L157 137V139H156V142H157V146H159L158 147V151L159 152H162V153H164V151L166 152V151H168L167 152V155H171L170 157H166V154H164V157H162L163 156V154H162V156H161V158H160V160L162 159V160H166V158L168 159V158H170V159H168V160H166V161H170L171 159H173V162L175 161L174 159H178V158H186V157H188L189 158V161H188V163L189 162H196V163H194L195 164V166H196V164L198 165V169H200V170H202V171H204V173H205V171H206V169H208L210 172H215V171H217V174H218V172H219V174L220 173H222V174H218L219 175V177L218 178H220V177H222L223 175H226L227 176V179H228V176L230 177L231 176V174L232 173H230V171H232V169L234 168V167H230L233 163H232V160H230L229 162L227 161V156H229V157H234L235 155H234V153H232L231 154V152H233V151H231V152H226V154H225V152H224V155H220V153H218V151H219V149H220V146L216 143V140H214V138H213V136L211 135V133H210V130L208 129V130H205V131H208V132H206L205 133V135H208V136H211L212 137V144L208 147L209 148V150L207 151V153L206 152H204V153H202L203 151H200V153L198 154V156H194V157H192V156H190V154H188V151L189 150H187L186 151V149H185V147L187 146V144H186V142H187V139H190L191 138V135H192V133H191V131H189V128L190 127H188V126H190L191 125V127H192V119H191V123L192 124H190V119H189V122H187L188 120H183V118H181V120H183L182 121V125L181 124H177V122L175 123V116H174V114L173 115H171V117H170ZM19 114H21V115H19ZM24 114V115H23ZM38 114V115H37ZM41 114L43 115V116H41ZM96 114V115H97ZM200 114H202V117L203 118H201L200 116ZM210 114V112L206 115V116H208ZM211 114H212V112H211ZM10 115V116H9ZM179 115V114H178ZM181 116H182V114H180ZM179 115V118L181 117ZM188 115V116H187ZM12 116H13V118H12ZM14 116H16V117H14ZM40 116V117H39ZM123 116V117H122ZM147 115H146V118H148L149 119V117H148ZM172 116L174 117V118H172ZM191 116H190V118H191ZM259 116V117H258ZM8 117V120L6 119ZM10 117H11V119H13L14 120V123L12 122V124H15V121H20L19 123L18 122H16V124L13 126L12 124H11V122H10V126H9V122L8 121H12L11 119H10ZM22 117V118H21ZM35 118V120H33V118ZM183 117V116H182ZM185 117V118H186ZM209 117H211V115L209 116ZM258 117V118H257ZM15 118V119H14ZM25 118V119H24ZM124 118V119H123ZM202 120H201V119ZM242 118V119H241ZM21 119V120H20ZM24 119V120H23ZM32 119V120H31ZM145 119V118H144ZM3 120V122H1ZM45 120V121H46ZM125 120V121H124ZM177 120V119H176ZM202 121V122H199V121ZM32 121V122H31ZM41 121V120H40ZM39 121V122H40ZM151 121V120H150ZM195 121H194V127L196 128V127H198V126H201V124L199 125V124H196L195 123ZM8 122V126L6 125V123ZM23 122V123H22ZM24 122H25V125H22V124H24ZM29 123V126H27L28 125V123ZM44 122V121H43ZM179 122V121H178ZM5 123V124H4ZM37 123V124H36ZM45 123V122H44ZM184 123V124H183ZM188 123V124H187ZM216 123V122H215ZM258 123V124H257ZM4 124V125H3ZM18 124V125H17ZM27 124V125H26ZM31 124V125H30ZM34 126H33V125ZM93 124H94V126H93ZM175 124V125H174ZM187 124V125H186ZM190 124V125H189ZM212 124H214V122L212 123ZM212 124L210 123V125L212 126ZM3 125V126H2ZM16 125H17V128H16V134H14V132L12 133V130L11 129H9L8 130V128H13V130L15 129V127H16ZM22 125V126H21ZM131 125H133V127H135V129H137L138 128V126L136 127V125L135 124H131ZM167 125V126H166ZM178 125V126H177ZM181 125V126H180ZM209 125V126H210ZM240 125V124H239ZM257 125H258V127H257ZM21 128H23V127H25L26 126V128H23L24 130H22V129H19L20 127ZM63 126H65V129H63L64 130V132H66L67 131V128H68V126L67 125H63ZM62 126V127H63ZM67 126V127H66ZM241 126V125H240ZM245 126V127H244ZM30 127V129H28ZM61 127V128H62ZM75 127V126H74ZM78 127V126H77ZM76 127V128H77ZM81 127V126H80ZM187 127H188V129H187ZM194 127H192V128H194ZM202 127L200 128V127H198L200 130L202 129ZM3 128H5V129H3ZM64 128V127H63ZM93 128L96 130V131H94L93 130ZM166 128V129H165ZM179 128H181V129H179ZM7 129V130H6ZM32 129L30 130L31 132H32ZM34 129V130H35ZM75 129V128H74ZM150 129V128H149ZM178 129V130H177ZM184 129V130H183ZM191 129V128H190ZM17 130H19L18 132H20V133H18L17 132ZM75 130H77V129H75ZM93 130V131H92ZM155 130V131H154ZM1 131H0V134H2L1 133ZM7 131V132H6ZM10 131H11V133H10ZM25 132V136H24V138H22L23 137V135H24V132ZM79 131H80V129H79ZM132 131V130H131ZM172 131V132H171ZM182 131V133H180ZM184 131V132H183ZM189 131V132H188ZM63 132V133H64ZM78 131H76L75 132V135L73 136V137H75V136H77L76 134H78L77 133ZM91 132H92V134H91ZM130 133V135H129V133ZM159 132H160V134H159ZM178 132V133H177ZM245 132H244V134H245ZM258 132V133H257ZM6 133H9V135L11 134V139H10V136L8 135V134H6ZM27 133H29V135L27 134ZM170 133H171V135H170ZM190 133H191V135H190ZM26 134H27V136H26ZM64 134H66V133H64ZM158 134H159V137H160V139H161V141H160V139L158 140ZM181 134H183V135H181ZM12 135H13V138H14V140L12 141ZM19 135V136H18ZM67 135H69V134H66V136ZM132 135V136H131ZM258 135V136H257ZM6 136H7V139H3V137L4 138H6ZM8 136H9V138H8ZM18 136V137H17ZM169 136H171V137H169ZM251 136V137H250ZM71 137V136H70ZM67 138L66 137V139H67V141H66V144L68 143H70L69 142V140H71L72 139V137L71 138ZM83 137V138H82ZM85 137V138H84ZM179 137V138H178ZM211 137H209V140H211L210 138ZM18 138V139H17ZM22 138V139H21ZM136 138H138L137 140H135ZM178 140H177V139ZM8 139H10V140H8ZM16 139V140H15ZM24 139V140H23ZM32 140V141H30V140ZM61 139V138H60ZM60 139L59 138H57V137H55V141H56V143H58V144H62V142L64 143L65 142V139H61L62 140V142L60 141ZM69 139V140H68ZM20 140V141H19ZM58 140V141H57ZM84 140V141H83ZM168 140V141H167ZM173 140V141H172ZM184 140V141H183ZM208 140V141H209ZM251 140H249V141H251ZM9 141V142H8ZM18 141L20 142V143H18ZM23 141V142H22ZM137 141V142H136ZM141 141V140H140ZM174 141H175V143H174ZM218 141H220V140H218ZM253 141H251V142H253ZM6 142H8V143H6ZM12 142V143H11ZM59 142H61V143H59ZM182 142V143H181ZM256 142V143H255ZM3 143V144H2ZM55 143V144H56ZM87 143H89V144H87ZM91 143V144H90ZM187 143H190L189 142V140H188V142ZM211 143V142H210ZM209 143V144H210ZM219 143V142H218ZM257 143V144H258ZM6 144H8V146L6 145ZM18 144H21V146L19 145L18 146ZM23 144V145H22ZM33 144H34V142H33ZM57 144V145H58ZM65 144V145H66ZM71 144V143H70ZM183 144H184V146H185V144H186V146L184 147L183 146ZM194 144V143H193ZM196 144V143H195ZM194 144V146H198V145H195ZM220 144V143H219ZM4 146L5 148H3L2 146ZM87 147H86V146ZM162 145V146H161ZM167 145V146H166ZM16 146V147H15ZM27 146H30V147H27ZM72 146V145H71ZM191 146L192 147H194L192 144H191ZM190 146V147H191ZM256 146H259V145H256ZM262 146V145H261ZM260 146V147H261ZM19 147V150L17 149ZM65 147V151H66V148H67V145L66 146H64L63 145V148ZM83 147V148H82ZM191 147V148H192ZM56 148V147H55ZM54 147H53V149H55ZM78 148V149H77ZM81 148L82 149H84V150H81ZM160 148H163L162 149V151H160L161 149ZM196 148V147H195ZM4 149L6 150L5 152H4ZM17 149V150H16ZM77 149V150H76ZM207 149V148H206ZM23 150V151H22ZM30 150V151H29ZM32 150H33V152H34V155H33V152H32ZM81 150V151H80ZM230 150V149H229ZM8 151V152H7ZM27 151V152H26ZM29 151V152H28ZM152 151V150H151ZM216 151H217V154H219V155H217L216 154ZM67 152V155H70L71 156V154H69L68 153V151H66ZM138 152V153H137ZM169 152H171V153H169ZM187 152V153H186ZM212 152V153H211ZM2 153H4V154H2ZM7 153V154H6ZM26 153V154H25ZM38 153V154H37ZM147 153V152H146ZM155 153H157V152H155ZM228 153V154H227ZM25 156H24V155ZM41 154V155H40ZM81 154H83V155H81ZM145 154V153H144ZM231 156H230V155ZM23 155V156H22ZM138 155L141 157H138ZM147 154H145V156H146ZM159 155H161V154H159ZM185 155V156H184ZM187 155V156H186ZM3 156H6V157H3ZM22 156V157H21ZM32 156V157H31ZM36 156H37V159L39 160V157L40 156H42V157H44V158H42V160H41V158H40V160L42 161V162H40V161H38L37 159H36ZM76 156H78V155H73V157H76ZM184 156V157H183ZM221 156V157H220ZM222 156L224 157V158H222ZM34 157V158H33ZM149 157V158H148ZM4 158V159H3ZM21 158H24V159H22V160H24V162L22 161V162H20L21 161ZM76 158H79V157H76ZM191 158V159H190ZM195 158V160H193ZM197 158V159H196ZM6 159V160H5ZM75 159V158H74ZM139 159H140V161H139ZM159 159V158H158ZM18 160H19V162H18ZM29 160H31V163L29 162ZM37 160V161H36ZM43 160H45L46 161V163L45 162H43ZM77 159H75V162L76 163H79L78 161H76ZM191 160V161H190ZM209 160V161H208ZM138 161V162H137ZM141 162V163H140ZM145 164H144V163ZM221 162V163H220ZM16 163H17V165H16ZM25 165H27V166H25ZM36 163H39V164H36ZM44 163V164H43ZM148 163V164H147ZM170 163H172V160L170 161ZM6 164V165H5ZM18 164H20L19 166H18ZM32 164H34V165H32ZM36 164V165H35ZM40 164H41V167H40ZM57 164V163H56ZM55 164V165H56ZM122 164H124V166H126L125 168H124V166H122ZM142 164V165H141ZM190 164V163H189ZM227 164H229V166L227 165ZM15 165V166H14ZM79 165V164H78ZM104 165V166H103ZM109 165V166H108ZM144 165H148L147 167L146 166H144ZM21 166V167H20ZM33 166H34V168H33ZM36 166H37V168H36ZM43 166V167H42ZM142 166L144 167V169L145 170H143L142 169ZM186 166H187V164L185 165V168H186ZM6 167V168H5ZM16 167H18V169H13L12 170V168H16ZM24 167H25V169H24ZM40 167V168H39ZM44 167H46L45 169H44V171L46 170H48L47 172V174H49L48 176H46V171L44 172L43 171V168ZM175 167H177V165L175 166ZM184 167V166H183ZM200 167V168H199ZM32 168V169H31ZM39 168V169H38ZM109 168H111L112 170H114L113 172H112V170L110 171L109 170ZM184 168V170H186ZM196 168V169H197ZM204 168H205V170H204ZM232 168V169H231ZM263 169H264V166L262 167ZM262 168H259V167H257L256 169H257V171L258 170H260L261 171V169ZM20 169V170H19ZM25 171H24V170ZM36 169H38V170H36ZM41 169V170H40ZM148 169V170H147ZM178 168H176V170H177ZM187 169H188V167H187ZM231 169V170H230ZM16 170V171H15ZM147 170V173L146 172H144V171H146ZM183 170V171H184ZM207 170V173H208V175L209 176H211L210 175V172ZM224 170L226 171V172H224ZM233 170H235L236 171V169H233ZM35 171L36 172H38V173H35ZM42 171V172H41ZM259 171V172H260ZM14 172L17 174H14ZM237 172V171H236ZM43 173H44V175H43ZM75 173H79L80 175H81V178L79 177V179H83V178H85V180L83 179L82 181H87L88 182V184H90V186L92 185V183H93V185H95V183L97 184V185H95L94 187H92L94 190H92V188L88 185V187H90V188H88V187H86L87 186V184H83L82 186H84V187H86V188H88V190H92V191H89L88 192V190L87 189H85V188H83L84 189V192H85V190H87V194L86 195H84V199L85 200H82V201H84V202H80V204L81 203H84L85 204V206H84V204H82V207L85 209V211L83 210L82 211V213H79V215H81L83 218H81V216H80V218H78V216L76 215V213H75V215H73L70 211L72 210V209H70V211L68 212V210H69V208L71 207V206H67V201H68V199H67V201H63V199H61V198H66L67 196H65V195H67L66 193H63V189H64V192H65V189L66 188H62L61 190H60V187L61 186H63V184L64 183H69L70 181H72L71 183H69V184H66L65 185V187L68 185H70V187H76V186H74V185H78V180L76 179V176H79V175H75ZM207 173H205V174H207ZM213 173H211V174H213ZM226 173V174H225ZM4 174V175H3ZM19 174H21V175H23L22 176V178H21V175H20V177H18V175ZM144 174H147L146 176L148 177V178H145V175ZM149 174V175H148ZM54 175H56V177H55V179H58V180H56L57 182V184H58V186H59V188L57 187L56 188V183H55V179H54ZM69 175H71V176H74V177H71V176H69ZM113 175V176H112ZM215 175H216V173H215ZM214 175V176H215ZM217 175V176H218ZM222 175V176H221ZM235 175V172L233 173V176ZM236 175H239L238 173L236 174ZM235 175V176H236ZM50 176H51V179L49 180V178H50ZM83 176V177H82ZM115 176V179L113 178ZM152 176V175H151ZM217 176L215 177V178H217ZM233 176H231V178L233 177ZM234 176V177H235ZM15 177H17V178H15ZM48 177V178H47ZM68 177H69V179H68ZM71 177V178H70ZM112 177V178H111ZM156 177H157V175H156ZM212 177V176H211ZM225 176H223V178H224ZM233 177V178H234ZM5 178V179H4ZM68 180H67V179ZM72 178L74 179V182H75V180H76V182L74 183V185H73V180H72ZM146 179V180H144L143 181V179ZM161 178V177H160ZM160 178H157V179H159L158 180V182L159 181H162V180H160ZM213 178V177H212ZM3 179H4V181H3ZM112 179V180H111ZM150 179H151V177H150ZM150 179H149V183H150ZM165 179V178H164ZM163 179V180H164ZM116 180H118V181H120L119 183H118V185L121 187L120 189H117V190H119V192L120 191H122V190H124V191H127L126 193H116V195H114L115 193H114V190H113V188H114V184L116 183ZM169 179H167L166 181H168ZM69 181V182H68ZM81 180H79V182H80ZM165 181V180H164ZM166 181H165V183H166ZM236 181V180H235ZM86 182V183H87ZM157 182V184L159 185V183ZM1 183V182H0ZM60 183V184H59ZM83 183V182H82ZM138 183V184H137ZM152 183V185H150ZM151 183L150 184H148L147 185V188L149 189V188H151L150 190V192H146V190H144L145 189V186L144 185H146V184H144V185H142V183L140 184V185H142L143 186V192H142V194H144L143 196H141L142 194H141V192L139 193V191H141V187H139V189L140 190H138V192L137 191H135V193L133 194L134 195V198L136 199V200H140L139 198L140 197H142V199L141 200H143V202H145L144 200H146V198H143V197H146V196H148L149 195V193H151L152 191L154 192V190H156L157 188V184L156 185H154L155 183H153L152 181H151ZM167 183H169V182H167ZM167 183L165 184V185H163L164 184V182H162V184H160V186L159 187H161V186H163L162 188H168V186L169 185H171V184H169V185H167ZM61 185V186H60ZM72 185V186H71ZM79 185H80V183H79ZM2 186L4 187V188H2ZM98 186V187H97ZM151 186V187H150ZM156 186V187H155ZM166 186V187H165ZM174 186V185H173ZM64 187V186H63ZM112 187V188H111ZM124 187V188H123ZM137 187V188H138ZM152 187H154V190L152 189ZM158 187V188H159ZM171 187H172V185H171ZM171 187H169V188H171ZM68 188V187H67ZM102 190H101V189ZM173 188V187H172ZM3 189H4V191H3ZM59 189V190H58ZM115 189V188H114ZM165 189H161L160 188V190L158 189V191H164ZM60 191V193H62V194H58L57 192L58 191ZM70 190L73 192L74 190H76V188L74 189V190H72L71 188H70ZM173 190H175V186H174V189ZM183 190L185 191V192H183ZM190 190V189H189ZM57 191V192H56ZM94 191V192H93ZM157 191V190H156ZM76 192V191H75ZM75 192H73V195H75ZM151 193V194H155L156 196H157V201L160 199V204H156L157 202L155 201V202H153V199L154 200H156L155 198H156V196H154V198H153V196H150V197H152V200H150L149 199V196L147 197L149 200H150V202H146V204H148V206H149V203L150 204H154V205H156L157 207H159L160 208V211L158 210L159 208H156V206H154L153 204V211H152V213L154 214V215H156L155 217L156 218H154V219H156V221L154 220V224L156 223V227L155 228H157L158 230H157V232L155 233V232H153L154 234L151 236V238L152 237H154V235L155 236H158V235H163L162 236V242L166 245V247L169 245L171 248H173L175 251H176V254H178L177 255V257L179 256V255H181V260L182 261H178L179 263H177V264H187V262H188V264H218V262H219V260L217 259V261L215 260L216 258H215V256L216 255H218L217 253L218 252H220V254H219V256L221 255V249L220 248H222V254H224V256H225V258L224 259H227V262H229L230 261V259L231 260H235V259H238V261H240V259H241V262L242 263H244V264H250L248 261H250V258H252V260L254 259L255 260V263L252 261V263L253 264H264V263H262V262H264L263 260H264V254H262V257L261 256H258L259 258H260V260H259V258L257 257V256H255V258L257 257V259H255L254 257H251V256H253L252 255V252H250V250L252 249V248H250V247H252L253 245H255L256 243H262V244H264V234L262 235V233H261V235L258 233V236L256 237V235H257V232H253L251 235H246V236H240L239 234H235V232H237V230L235 231V229H236V227L235 226H233V228L234 229H230L229 227H222V228H220L219 229V227H216L215 229H214V226H217L218 224H215L214 225V222H215V216L216 215H212V213H211V211H213V213H214V210H215V212H217L216 210L218 209V207H220L223 203H225V201L224 200H221L222 202L219 204V199L217 200H214L215 199V197H213L212 199H210L209 198V200L210 201H208L207 202V200H208V198H202V196L200 197V194H198V193H196V191H194V190H190V193L191 194H193V195H191L190 194V196H189V191H188V189L187 188H182V193H180L179 192V194L181 195H179L178 196V193H177V191H175L176 193H177V195L176 196H174L175 194H173V198H171L172 196V192H170L169 194H170V199L171 200H169V201H172V203H170L169 201H168V198H167V196H169V195H167L166 193L164 194V195H167L166 197H164V195H163V197H164V199L162 198V195H160L161 196V198L158 196V194H159V192H154V193ZM165 192V191H164ZM164 192H160V193H164ZM67 193H68V195H70L69 194V192L67 191ZM111 193H114V194H111ZM138 193V194H137ZM188 194V195H186V194ZM65 194V195H64ZM84 194V193H83ZM91 194V195H90ZM111 194V195H110ZM139 194H141V195H139ZM185 195V196H184ZM61 196V197H60ZM62 196H64V197H62ZM87 196L88 197H90V198H87ZM108 196V197H107ZM117 197V198H115V197ZM189 196V197H188ZM70 197H72L71 195L70 196H68V198H70ZM93 197V198H92ZM115 198V201L114 200H112V199H114ZM128 197H130V196H128ZM131 197H133V196H131ZM187 199H186V198ZM5 198L8 200H6V201H4L5 200ZM73 199H76V197L74 196V197H72ZM72 198H70V199H72ZM87 198V199H86ZM105 198V199H104ZM112 198V199H111ZM123 198V199H122ZM193 199V201H191L192 199ZM194 198H196L195 200H194ZM92 199V200H91ZM112 200V203H116V205H117V207L116 206H113V205H111V202L109 201L108 202V200ZM118 199V200H117ZM126 199V200H125ZM188 199H191V200H188ZM203 199H205V200H203ZM62 200V201H61ZM88 200V201H87ZM103 200V201H102ZM149 200H147V201H149ZM164 200H166V201H164ZM204 201V202H202V201ZM212 200L213 201H215L216 203H217V207H215V208H217V209H215V208H213L214 207V205H215V202H213L212 203ZM73 201V200H72ZM89 201H93V202H90V204H89ZM105 201L106 202H108V203H105ZM162 201H164V202H162ZM194 201H196L195 203H194ZM206 201V202H205ZM218 201V202H217ZM5 202H7V203H5ZM66 202V203H65ZM76 202V201H75ZM74 201L72 202V203H75ZM85 202H87V203H85ZM99 204H98V203ZM118 202V203H117ZM142 201H140L139 202V204H140V207L142 206L143 207V204H145V203H143ZM201 204V205H199V203ZM209 202H211V203H209ZM227 202H229V201H227ZM69 203H71V200L68 202V204ZM121 205H120V204ZM197 203H198V205H197ZM203 203V204H202ZM204 203H207V206L209 205V206H211L212 208V210H209V208H207V206H206V204H205V207L207 208V210L204 208V206L202 207V205H204ZM94 204V205H93ZM95 204H97V205H95ZM1 205H3V206H1ZM88 205V206H87ZM92 205L94 206V207H92ZM152 205L151 206H149V208H151L152 207ZM161 205V206H160ZM6 206V207H5ZM87 206V207H86ZM91 206V207H90ZM131 206H134V208L132 207L131 208ZM148 206H146V208H148ZM208 206V207H209ZM223 206V207H222ZM221 207H220V209L221 208H224V204L222 205ZM69 207V208H68ZM99 208L100 207V209H97L96 210V208ZM141 207V210H139V206H138V211H142V209L143 210H145L144 209V207L142 208ZM155 207V208H154ZM60 208V209H59ZM68 208V209H67ZM83 208H78L79 209V212H81L80 210H82ZM6 209V210H5ZM60 211H59V210ZM134 210V212L133 211H131V210ZM155 209V210H154ZM65 210H67V211H65ZM89 210V211H88ZM152 210V209H151ZM151 210H150V212H151ZM203 210V211H202ZM58 211H59V213H58ZM72 211H74V210H72ZM98 211V212H97ZM136 211V212H135ZM6 212V213H5ZM62 213V215H61V213ZM15 213V214H14ZM58 213V214H57ZM67 213L69 214L70 213V215H67ZM85 213V214H84ZM98 213V214H97ZM133 213V214H132ZM11 214H12V216H11ZM56 214H57V216L59 215V217H58V220H57V216H56ZM65 214H66V216H67V218H65ZM10 215V216H9ZM71 215H73V216H71ZM151 215V214H150ZM158 215V216H157ZM9 216V217H8ZM74 216H76V217H74ZM211 216V217H210ZM2 217V218H1ZM9 219H8V218ZM12 217V218H11ZM154 217V216H153ZM11 218V219H10ZM19 218V219H18ZM212 218V219H211ZM14 219H15V221H14ZM132 219H133V221H135V224H134V226H133V221H132ZM212 221H210V220ZM30 221H34V222H30ZM38 221V222H37ZM42 221V222H41ZM55 221H58V222H56L55 223ZM73 221V222H72ZM208 221V222H207ZM211 223H210V222ZM8 222H10V223H8ZM12 222V223H11ZM19 222V223H18ZM36 222H37V225L39 226H35L34 225V223L36 224ZM51 222V223H50ZM209 224H207V223ZM26 223H27V225H26ZM29 223V224H28ZM58 223H59V226H58ZM66 223V224H65ZM152 223V224H153ZM205 223V224H204ZM14 224V225H13ZM16 224H18V225H16ZM19 224H21V225H19ZM31 224V225H30ZM43 226H42V225ZM50 224H53V225H50ZM22 225H24V226H22ZM30 225V226H29ZM45 225H49L51 228V230L48 228L49 226H45ZM57 225V226H56ZM60 225L62 226V228L60 227ZM212 225V226H211ZM17 226H19L18 228L19 229H17ZM26 226H28V227H26ZM203 226V227H202ZM208 226H211L212 227V229H210L211 227H208ZM249 226H253V225H249ZM14 227H16V229H14ZM22 227H25V228H22ZM70 227H71V229H70ZM202 227V228H201ZM207 227V228H206ZM12 228V229H11ZM22 228V229H21ZM27 228H28V230L29 229H34L33 231L32 230H30V232L29 231H27ZM42 228H44V229H42ZM47 228V229H46ZM144 228V227H143ZM225 228H228V229H230V230H228V229H225ZM20 229H21V231H20ZM37 229V230H36ZM41 229V230H40ZM63 229V230H62ZM76 229V230H75ZM136 229H140V230H138L137 232L139 233H136L135 232V230ZM205 231H204V230ZM214 229V230H213ZM223 229V230H222ZM3 230V231H2ZM12 230L14 231V232H12ZM43 230H45V231H43ZM49 231V234H48V231ZM160 230H162V233H161V231ZM208 230V231H207ZM210 230H212V233H213V235H212V233H211V231ZM215 230H217V231H215ZM218 230H220L219 232L222 234H220L219 233V235H216V234H218ZM224 230H226V231H224ZM232 230V231H231ZM251 230H254V229H251ZM2 231V232H1ZM16 231V232H15ZM20 231V232H19ZM28 232V234L26 233L25 234V232ZM36 231V232H35ZM59 231V232H58ZM65 231H66V233L67 234H65ZM73 231H75V233L73 232ZM77 231V232H76ZM129 231H134L136 234L135 235H133V236H131L132 238H133V241L131 242V241H129V239H132V238H130V235H131V232H129ZM156 231V230H155ZM203 231V232H202ZM214 231V232H213ZM229 231V232H228ZM24 232V233H23ZM33 232V233H32ZM41 232H43L42 234H41ZM47 232V233H46ZM224 232H226L225 234L226 235H224ZM232 232V233H231ZM21 233V234H20ZM32 233V234H31ZM55 233V234H54ZM69 233V234H68ZM128 233H130L129 234V236H127L128 235ZM200 233H202V235L200 234ZM204 233H205V235L206 236H204ZM207 233V234H206ZM227 233H228V235L230 234V236L231 235H235V236H231V237H229L228 235H227ZM234 233V234H233ZM255 233V234H254ZM20 234V235H19ZM24 234V235H23ZM34 234L36 235V237L34 236ZM38 234V235H37ZM45 234V239L42 237L43 235ZM52 234V235H51ZM61 235V239H60V235ZM138 234V236L136 237V235ZM166 234V235H165ZM200 234V235H199ZM19 235V236H18ZM68 235V236H67ZM144 235H145V237H144ZM165 235V236H164ZM200 237H199V236ZM220 235H221V237H220ZM225 237H224V236ZM236 235H238V236H240L239 238H238V236H236ZM14 236V237H13ZM37 236H40V238L39 237H37ZM49 236V237H48ZM57 236H58V238L62 241V244L60 243V240L57 238ZM71 236H73V237H71ZM75 236V237H74ZM140 236V237H139ZM247 236H249V238L247 237ZM44 239H42V238ZM63 237V238H62ZM142 237V238H141ZM159 237L158 238H153V239H151V240H153V241H155V240H158L159 241ZM204 237V238H203ZM212 237V238H211ZM14 238V239H13ZM74 238V239H73ZM145 238H146V240H148L147 242L145 241ZM222 240H221V239ZM224 238V239H223ZM229 238V239H228ZM236 238H238L237 240H236ZM245 238V239H244ZM263 238V239H262ZM2 239V240H1ZM41 239H42V241H41ZM49 239V240H48ZM240 239H242L241 241H240ZM248 239H249V241H248ZM10 240H11V242H10ZM59 240V241H58ZM139 240V241H138ZM164 240V241H163ZM191 240V241H190ZM244 240H245V242H244ZM263 240V241H262ZM3 241V242H2ZM46 241H48L47 243H46ZM53 241V242H52ZM56 241V242H55ZM58 241V242H57ZM158 241H157V243H158ZM224 241V242H223ZM226 241V242H225ZM251 241V242H250ZM257 241V242H256ZM42 242V243H41ZM127 242H130V243H127ZM146 242V243H145ZM148 242H150L152 245L150 246V244L148 243ZM222 242H223V244H222ZM241 242V243H240ZM132 243V247H131V244ZM134 243H135V245H134ZM148 243V244H147ZM251 243V244H250ZM146 246H145V245ZM15 245V246H14ZM156 245V244H155ZM250 245V246H249ZM7 246V247H6ZM12 246V247H11ZM49 246V247H48ZM223 246H224V248H223ZM245 246V247H244ZM144 247H145V249H144ZM146 247H148V248H146ZM4 248V249H3ZM50 248V249H49ZM168 248V247H167ZM246 249V251H245V249ZM2 249V250H1ZM7 249V250H6ZM53 249L55 250V251H53ZM147 249V250H146ZM151 249V250H150ZM169 249V248H168ZM173 249H170V251L172 252V250ZM219 249V250H218ZM244 249V250H243ZM4 250H6L5 252H4ZM61 250V252H58V251H60ZM149 250V251H148ZM173 250V252L174 253H171L172 255H175V251ZM247 250H249L248 251V253H247ZM52 251V252H51ZM63 251V252H62ZM148 253H147V252ZM151 251V252H150ZM252 251V250H251ZM50 252H51V255H50ZM264 252V251H263ZM4 253V254H3ZM9 253V256L8 255H6V254H8ZM56 254L57 256H56V258H55V255H52V254ZM60 253L61 254H63V256H61V258H60ZM149 253H151V254H149ZM250 253V254H249ZM152 254H154V255H152ZM171 254H170V257H172L171 256ZM8 256V258H6V256ZM10 255H11V258H10ZM59 255V256H58ZM145 255V256H144ZM3 256V258H1ZM51 256H53V257H51ZM155 256V257H154ZM158 256V255H157ZM222 256V255H221ZM223 256V257H224ZM49 259H48V258ZM58 257H59V259L62 261V259H64L62 262L61 261H59V259H58ZM222 257V258H223ZM228 257H230V258H228ZM6 258V259H5ZM44 260H43V259ZM53 259V260H51V259ZM174 258V257H173ZM42 261H41V260ZM175 259H176V257H175ZM179 259V258H178ZM178 259H176V262H177V260ZM2 260H4V262L2 261ZM6 260H7V263H6ZM59 261V262H56V261ZM169 260H170V258H168V262H169ZM172 260V259H171ZM170 260V261H171ZM39 261H40V263H39ZM46 261H50L49 263L48 262H46ZM53 261V262H52ZM65 261H67L66 263H65ZM164 262H165V260H163ZM175 260H172L171 262H174ZM12 262V263H11ZM168 262L167 263H165V264H168ZM176 262H174L173 264H176ZM184 262V263H183ZM149 264H154V262L153 263H150L149 262ZM155 264H157V263H155ZM161 264H163V262H161ZM170 264V263H169Z\"/></svg>","mask_w":264,"mask_h":264},{"label":"bare ground","instance_id":"bare-ground-1","mask_svg":"<svg viewBox=\"0 0 264 264\" xmlns=\"http://www.w3.org/2000/svg\"><path fill=\"white\" fill-rule=\"evenodd\" d=\"M6 1H8V3H10L11 2V4H9V6H8V4L6 5ZM15 0H0V30H1V27H3L4 26V28H7L6 26H7V24H9L10 26H11V24L10 23H12V24H14L13 22H12V19L11 18H13L14 19V17L15 18H17L16 16H14L13 14H14V12L16 11H18V10H21V8H23L22 9V12L25 10V12L26 11H29L30 9L28 8V10H26L27 9V7L28 6H31V7H34V5L32 6V4L35 2L34 0V2L33 1H30V0H16L15 2H14ZM42 1V0H41ZM44 1V0H43ZM63 1V0H62ZM66 1V0H65ZM65 1H63V2H65ZM74 1V0H73ZM73 1H72V5H73ZM81 2H80V4L79 5H81V3L82 4H84V3H86L87 1H89L90 2V8H88V6L86 5H84V7L82 8V9H84V8H86V10H85V12L82 14V18H80L81 19V21H80V19L78 20H76V19H74V20H76L77 21V23H78V26H79V24H80V27H81V25L83 24V28H88L87 30H92V31H90V33H92L93 31L94 32H97V30L98 29H96L97 27H100L101 29H102V24L104 23L105 24V21H106V19L104 20V16H106V15H108V12L106 13V11L104 12L105 13V15L102 13L101 14V9L99 10V12L97 11V7H101L102 5L104 6L105 4H101L100 6H99V4H98V2L100 3V1L99 0H85L86 2H82V0H80ZM98 1V2H97ZM216 1V0H215ZM215 1L214 2H212L213 4L215 3ZM251 2H252V0H250ZM257 1V0H256ZM30 2H32V3H30ZM46 2V1H45ZM44 2V3H45ZM47 2H49V1H47ZM46 2V3H47ZM75 2H76V4H77V1L75 0ZM74 2V3H75ZM88 2V3H89ZM102 2V1H101ZM103 2H105V1H103ZM138 3H139V9H137V7H136V9H135V7H134V10H132V11H135V12H137V15L135 14V12L133 13L132 12V16H131V13L129 12V9H128V11L127 12H129L130 14V17L131 18H133V21H132V19H131V23L132 24H130V26L131 25H133V26H131V29L130 30H127V28L125 29V30H123L124 32H122V25H123V22L122 23H120V24H122V25H120L119 27H121V29L120 28H118V22L116 23V26H117V28L118 29H120L119 31L116 29V26L115 25H111V26H115V30L113 29V27H112V31L114 32L113 34H114V36L113 35H109V33H112L111 31H109L110 30V22L107 20L106 21V23L107 24H105L106 26L104 27L105 29H103V30H101V29H99V30H101V32L102 31H106V27L108 26V24H109V26L110 27H108L107 29H109L108 31H109V33L107 32H104V35L106 34V36H107V34H108V36H107V38L109 37V36H111L112 38L113 37H116V39L117 40H113V41H119V45H118V49L116 48L115 50L116 51H113V52H111L110 50H109V52H111L110 54H106V52L105 51H103L102 49H101V52L100 51H97V50H99L101 47H99V49H97L98 48V46L100 45V46H102L101 44L103 43H101L100 42V39H98V42L100 43L99 45H98V42L96 43L95 42V40H94V43L91 41L93 38H90V39H87V41H89L90 40V42L92 43V46L91 45H89L90 47H92L95 51H97V52H100V54H97V55H95L96 56V58H98L99 60H100V56H101V58L102 59H104L105 61H106V63H107V65H106V63L105 64H103V63H101V61L102 60H100V62L99 63H101L102 64V66L105 68V66H107L106 68H105V70L103 71L102 69H101V67H99L100 65H98V64H96V66L98 67V68H96V66H95V63L94 62H96V61H99V60H96V61H94V59H95V56L93 57V58H91L92 57V55H91V57H88V56H90L89 55V53H88V51L86 50V48L84 47V49H83V47H82V49L81 50H79L80 49V47H78V50L76 51V52H71V53H69L68 54V52H70V44H69V40H70V32H72V31H68V29L67 28H69V27H71V26H73V25H75V24H73V25H71V26H68L66 29V31H64L65 30V26L66 25H64V30H62L61 28H58L59 26H61V20L58 22V24H56L57 25V28L58 29H61V33H60V35H59V33H58V35H59V38H58V41L61 43H57L59 46L61 45V47H55V43L57 42V41H55V39L58 37L57 35H54V36H56V37H54V40H53V37H51V39H52V41H55L54 42V44H49L50 46H52V45H54L53 47H55L56 49L55 50H52L51 48H49L50 49V51L48 52H46V51H43V50H41V52H42V54H43V52H46V54H43V56L40 58L39 56H37V60L36 61H40V62H42L43 61V63L42 64H40V65H43L44 64V67H43V74L41 75L40 74V76H42V79H40L39 81L38 80H36L37 82H33V83H31V85L32 84H37V85H35L36 87H38V86H40V88H43V90H41L40 89V91H42V94H43V92H44V101L42 100V102L44 103V107H43V105L41 106V109L42 108H44V109H46V112H45V116L47 117V120H46V118L44 117L43 119H45V120H42V119H37L38 121V124L36 125L37 127H36V129H35V127H34V129H32V132L30 131L31 129H30V127L28 128V129H30V130H27V132L29 131V133L31 134L30 135V139H31V137L34 139V141H32V140H30V141H32L31 142V144L32 145H34V146H36L38 149L36 150L35 149V151H37L38 152V150L39 149H42V151L40 150V152H41V154H42V152H44L43 154H44V156H45V160L47 161V163H49L48 164V166L47 167H56L57 165H59L60 167H57V168H59V169H61V175L63 176V174L67 171V169L66 168H68V165L66 166V162H68V160H70V158H71V161H69L70 162V165L69 166H71L70 168H69V170H71V168H76V170L77 169H79L80 171H82L81 170V167L84 165H82L81 166V161H80V158H81V156H79V151L77 150V152H75V144L77 143H75L74 145H73V141H75V140H80V137H79V135L81 134V132H82V130L81 129H83V125H86L87 123H90V125H91V123H94V122H98L97 120L99 119L98 117V114H101V113H99L100 112V109H97V110H99V112H90V113H92L91 114V116H88V110L91 108V106H89V105H91V103L92 102H95L94 104H96V102H99V103H101L100 101H101V99L102 98H105V91L106 92H108V90H110V89H112V90H115L117 87L119 88V83L120 84H122V82L124 81L125 83H123L124 85H125V87H122L123 89H121V90H119V91H121L122 92V94H124V98H121V99H124L125 100V103H126V101L127 100H130V101H128L127 103H128V106H126L127 108L126 109H128L129 111H130V114H128V116L126 117L127 119H126V124H127V121L129 120V118L128 117H130V121H132V122H130V121H128V122H130V123H128L127 125H128V127L127 128H130L131 129V127H132V131L130 130V132H131V134H132V132H133V135H135V136H137L138 138H140V140H137L138 138H136L135 140H137V141H139L140 142V146L139 145H137V144H139L137 141V144H136V146L137 147H139V149L137 148V150H139L138 152H139V155L140 156H142V160H145V159H147V156H148V153H152L153 152V154H157V157H155V155H152L151 153H150V155H152V156H149L150 158L152 157V158H154V160L153 159H151L150 160V169H149V174H151V175H149L150 177H151V179H150V177L148 178L146 175L147 174H144L145 175V178H148V184H150L151 183V181L153 182V183H155L154 185H156L157 184V182H158V180L159 179H157V178H160V180H162V181H159L158 183H159V185L157 184L155 187L157 188L156 190H154V187H152V189L154 190V192H159V194H158V196L161 198V196L160 195H162V198L164 199V197H166L167 195H169V196H167V198H168V201L169 200H171L169 197H170V192H172L171 194V198H173L174 196H176L177 195V193H178V196L180 195L179 194V192L180 193H182V188H187L188 189V193H189V196H190V190H194V191H196V193H198V194H200V197L202 196V198H208V200H207V202L208 201H210L209 200V198L210 199H212L213 197H215V199L214 200H218L219 199V204L222 202L221 200H224L225 201V203H223L224 204V208H221L220 209V207L223 205H221L220 207H218V209L217 208H215V207H217V203L215 202V201H213L212 200V203L213 202H215V205H214V207L213 208H215V209H217L216 211L217 212H215V210L211 207V206H207V203H204V205H202V207L204 206V208L207 210V208H209V210H214V213H213V211H211V213H212V215H216L215 216V222H214V225L215 224H218L217 226H214V229L216 228V227H219V229L220 228H222V227H229L230 229L232 228V229H234L233 228V226H235L236 227V229H235V231L237 230V232H235V234L237 233V234H239L240 236L242 235V236H246V235H251L254 231L255 232H257V235H256V237L258 236V233L261 235V233H262V235L264 234V169L262 168L263 166H264V115L261 117L260 116V119L259 120H257L258 122H259V134L262 136V146L258 143H256V144H254V141L253 140H251L250 138H249V135H247L246 134V130L242 127V122H243V119H242V122H241V120L239 119V116L244 112V108L245 107H243V109L242 108H240L241 106L240 105H242L243 104V102H242V100L241 99H243L244 97H243V95H241V93L243 94V92L245 91L244 89H246L248 92H249V90L251 89V86H253L254 87V85H250V88L248 89V88H243L244 86H243V79H245L244 78V71H242L243 70V66H241L242 64H240V61L238 60L239 58H241L240 56L241 55H243V58L245 59L246 57L244 56L245 55V53H246V48L248 47V45H249V43H250V41H251V38H252V35H250V34H253L255 31H254V29L256 28V26H257V24H259V22H261V19H260V17H261V15H263L264 13L262 12V14L260 15L259 13H258V15H260V17L259 16H257L256 17V15H255V17L257 18L256 20H260L257 24L256 23H254V25H252L253 23L251 22V20H252V17H253V13H250V14H252V17L251 18H249L247 15L245 16V15H243V18L241 19V16L242 15H240L239 14V12H235V11H233V12H235L236 14L238 13L239 15H240V18L239 19H241V22L243 23V24H245L246 25V28L244 27V29L242 30V31H240V33L239 34H236V36L237 35H239V37L237 38L236 36V38L235 39H238V43H239V45L237 46L236 45V43L233 45V46H236V47H234L233 48V46L231 47V48H228V51H229V53H226L225 54V58H224V56L223 57H220V59L219 60H221L222 58H224V61H226L227 60V62H224V61H222L221 63L219 62V65L217 66L216 64V69L215 68H213V72H212V74H213V76L211 75V76H209V78L210 77H213V79L212 78H210V79H212L213 81H215V85L213 84H209V83H207V82H213L212 80L210 81L209 79H207V84H209V86H214V89H213V87H212V89H211V87H210V89L211 90H214V98L213 99H215L216 98V96H218V99H216V101L215 100H213V101H211V108L210 107H208V110H209V108H210V114L208 115V116H206L208 113L207 112H205L204 110H205V108H204V110H203V108H200L201 110H199V107H197V105H196V103L194 102V104H195V106L197 107V108H195V110L197 111L196 112V115L197 116H199V114H198V112H203L202 114L203 115H205L206 113V115H205V117H204V121H206L204 124H209L210 125V123L212 124L213 122H214V124H212V126L210 125H207L206 127H205V130H210V133H211V135L213 136V138H214V140H216V143L220 146V149H219V151H218V153H220V155L222 154V155H224V152L226 151V152H231V151H233V152H231V154L232 153H234V157H229V156H227V161L229 162L230 160H232V165L230 166V167H234L233 169H236V171L235 170H233L232 168V171H230V173H232L231 174V176H233V173L235 172V175L238 173L239 175H234L232 178H231V176L229 177L228 176V179H227V176L226 175H223V176H225L224 178H223V176L222 177H220V178H218L219 177V175L220 174H222V173H220L219 174V172H218V174H217V171H215L214 173L213 172H210L208 169H206V171H205V173H207V170L210 172V175L213 177H211V176H209L208 175V173L207 174H205L204 173V171H202V170H200V169H198L197 167H198V165L196 164V166H195V164L194 163H196V162H189L188 163V161H189V158L188 157H186L185 159L184 158H178V159H174L175 161L173 162V159H171L172 160V163H170V161L168 162V161H166V160H168V159H170L171 157L169 156V155H167V152L168 151H164V153H162V152H159L158 150V147L159 146H157L158 144H157V142H156V139H157V135L155 136V134H156V132H158V130L159 131H161L160 130V124H155L156 122H158V123H161L162 125H161V127L163 126L164 127V124H167V123H169L172 119L171 118H169L168 117V119H167V122L166 123H164L165 121V118H166V116H169V113L170 112H173V108L171 109V107H172V104L174 103L173 101L175 100L176 102L173 104V105H175L174 106V108L176 107H178L177 108V110H175L176 111V116H175V112L174 113H170V117H171V115H173L174 114V116H175V123L177 122V124L179 125V124H181L182 123V121L183 120H188L187 122H189V119H190V124H192V127H194V121H195V119H196V115H195V118H194V120H193V118H192V116H191V118H190V116H188V118L186 117H184V110H188V109H184V108H182L183 107V105H182V107L180 106V104H182L183 102L180 100V98H179V100L181 101V103H180V101H179V103H178V100L177 99H175L174 98V100H171L172 98V95H171V97H169L170 98V101L169 102H167L168 100L167 99H169V98H167L168 96H166L165 98H163L164 99V101L162 102V98H160V97H158V95H159V93L157 92V90L159 91V89L160 88H158L157 86H158V84H157V86L156 85H153L154 86V88H155V91L158 93H156L155 91H153L152 92V96H155V94H156V97L157 98H159V99H162L160 102L161 103H159L158 101V103L160 104H158L157 102H156V104L154 103V104H152V108H151V106L150 105H148V107L151 109V112H150V114H151V116L149 115L148 116V114H149V111L150 110H146L145 111V109H147V108H145V109H143L142 108V110H144L146 113H144L145 114V119L143 118V116L141 115V113L143 112L142 110V112L140 113V111H138V108H136L135 107V105H139L140 107L144 104L143 102H144V100H146V99H148V101H149V98L151 97L152 98V96H150L149 97V94L150 93H148L147 92V90H146V87H144V86H147L146 85V83L147 82H151V81H149V79H151L152 78V80L154 81V80H157V76H159V75H157L156 76V71H158L157 69H156V67H154V66H156V65H154L155 63H158V65H162V63H164V64H167V63H170V65L172 66V63H173V65L175 66V64L176 65H181V62L179 63V59H177L176 57L177 56H179V54H180V52L178 53V48H177V50L175 51V49H173V48H175V47H173L172 49L174 50V51H172V53L171 54H165V52H164V54H165V56L168 58V60L166 59V62L167 63H165V61L164 60H162V58L161 57H163L164 55L162 54L163 53V51H161L162 49H164L165 48V46H164V48H161L160 46V44H162V43H160L159 41L161 40L158 36L159 35H156L157 33L156 32H153L152 33V31H153V28H155L154 27V22L156 23V20H159V22L157 21V23H159V24H156V25H158V27L160 26V16H161V13H160V15L158 14V18H157V13H159V12H157V11H154L155 9H158V7L160 6V4H162L161 3V1H159L158 0V2L160 3V4H158V2H157V4H156V1L155 0H139V1H137ZM155 2V4L157 5H155L154 6V3ZM188 2V1H187ZM186 2V3H187ZM217 2V1H216ZM221 2V1H220ZM219 2V4H221ZM242 2V1H241ZM245 2H248L249 3V1H245ZM244 2V0H243V3H245ZM38 3H39V1H38ZM42 3V4H41ZM40 4L42 5V7H43V9H42V7H40L42 10H44L45 8V6L47 5H44V3L43 2H41ZM67 3H68V1H67ZM69 3H71V2H69ZM92 3V4H91ZM134 3V2H133ZM201 3V7H202V9L200 8V6L198 7V8H196L198 11H201V12H204V9L203 8H205L206 9V7H203L204 5L202 4V2H200ZM35 5H36V2L34 3ZM39 4V5H40ZM50 4H51V2H50ZM56 4V3H55ZM65 4V3H64ZM63 4V5H64ZM135 4V3H134ZM189 4V3H188ZM192 4V3H191ZM191 4H190V6H191ZM199 4V3H198ZM218 4V5H219ZM252 4H254V2H252L251 3V5ZM257 4V6H259L260 4L262 5V4H264V0H258V2L256 3ZM255 4V5H256ZM11 5V6H10ZM44 5V6H43ZM48 5H49V3H48ZM71 5V4H70ZM72 5H71V7H72ZM91 5L93 6V7H91ZM197 5V4H196ZM200 5V4H199ZM203 5V6H202ZM212 5V4H211ZM210 5V6H211ZM24 6V7H23ZM37 6H38V4H37ZM50 6V5H49ZM61 6V5H60ZM74 6H75V4L73 5V8H74ZM76 6H78V4L76 5ZM76 6H75V8L74 9H76ZM82 6V5H81ZM95 6V7H94ZM101 7V8H103L102 9V12L104 11V10H106V5H105V8L104 7ZM198 6V5H197ZM205 6H208V4H205ZM219 6H221V5H219ZM240 6H243V4H241ZM245 6V5H244ZM254 6V5H253ZM39 7V6H38ZM47 7V6H46ZM52 6H50V8H51ZM70 7V9L73 11L74 9L73 8H71ZM141 7V8H140ZM154 7H156V8H154ZM160 7H162V6H160ZM195 7V6H194ZM39 8V10H41ZM48 8V7H47ZM65 8H67V7H65ZM65 8H63V9H65ZM78 8H79V6H78ZM128 8V7H127ZM130 8V7H129ZM132 8V7H131ZM130 8V9H131ZM184 8L185 7H183V10L182 11H184ZM192 8V7H191ZM208 8H209V6H208ZM217 8H220V7H218L217 6ZM245 8L246 9H244V8H242V10L244 11V13H246L245 11H250L251 12V6H249L248 5V7H246L245 6ZM52 9H53V7H52ZM56 9V8H55ZM57 9H58V7H57ZM69 9V8H68ZM69 9V10H70ZM99 9V8H98ZM108 9V8H107ZM186 9V8H185ZM188 9V11L190 10L189 8H187ZM186 9V10H187ZM195 8H192V10H194ZM221 9V8H220ZM255 9L256 8H254V10L253 11H255ZM34 10V9H33ZM41 10V11H42ZM46 10H49V8L48 9H46ZM54 10V9H53ZM79 10H81V9H79ZM144 11V10H146L145 11V13L143 12L142 14H141V12H140V15H138V12L139 11ZM191 10V11H192ZM197 10L196 11H194V13L195 12H197ZM257 10V9H256ZM32 10H30L28 13H27V15H25L26 13L25 12H23V14H24V16L26 17V16H28V14L29 13H36V12H31ZM35 11V10H34ZM49 11H52V10H49ZM58 11V10H57ZM61 11H62V9H61ZM60 11V12H61ZM75 11H77V10H75ZM158 11H161V9L159 10L158 9ZM206 11H210V9H208V10H206ZM205 11V15H202V14H204V13H200V12H198V14L196 15V13H195V15L193 16V14L194 13H192V12H190V13H192V17L191 16H189V18H188V16H187V13L189 14V12H186L185 13V11H184V13H185V18H186V16H187V18L188 19H185L184 18V24H185V26H184V28L186 27L188 30L185 32V31H183L184 30V28H183V25L184 24H182V26H180L181 27V29L183 28V33H184V35H194L195 36V38H192L193 40L195 39H198V40H200V38H196L199 34H200V30H201V27H202V29L203 28H205V30H206V27H207V25H206V27H204V25L205 24H210V22H213L212 21V19H211V17H212V15H214V13L213 12H211L212 13V15L210 14V12H209V14L211 15H209L208 14V12H206ZM223 11V10H222ZM252 11V12H253ZM257 11H259V10H257ZM64 12V11H63ZM68 13H69V11H67ZM79 12V11H78ZM83 11H80V13H78V15L79 14H81ZM155 12H157L156 14H154ZM217 12V11H216ZM224 12V11H223ZM6 13H8L9 14V17H8V14H6ZM20 13V12H19ZM19 13L17 14V13H15L16 15H18V17L20 16L19 15ZM38 13H39V15H41V18H42V13L41 12H39L38 11ZM38 13L36 14V16H35V19H38L37 18V16H38ZM41 13V14H40ZM46 13H48V12H45V15L44 16H46ZM52 13H54V12H51V14ZM56 13V12H55ZM62 13V12H61ZM74 14L76 13L77 14V12H73ZM182 13V12H181ZM219 13V12H218ZM225 13H226V11H225ZM230 13V12H229ZM256 12H254V14H255ZM5 14H6V16H5ZM44 14V13H43ZM57 14V13H56ZM75 14V15H76ZM100 14H101V17H100ZM133 14H135V16L133 15ZM177 14V13H176ZM175 14V16H177V17H175V18H177V19H179V20H181L180 18L181 17H179L178 18V16L179 15H176ZM206 14H208L209 16H207L208 18H206L205 16H206ZM219 14H221V12L219 13ZM257 14V13H256ZM34 15V14H33ZM68 15H71V17H72V14H67L66 16H68ZM78 15H76L77 16V18L79 17ZM215 15H217V14H215ZM225 15V14H224ZM233 16H235V17H237L238 15H235V14H232ZM50 16H52V15H48L47 14V18L48 17H50ZM54 16V15H53ZM52 16V17H53ZM64 15L62 14V17H63ZM65 16V17H66ZM76 16H74V17H76ZM134 16V17H133ZM139 16V17H138ZM174 16V15H173ZM220 15H218V17H219ZM251 16V15H250ZM22 17V16H21ZM25 17H23V18H25ZM30 18H31V16H29ZM40 17V16H39ZM52 17H50V19L52 18ZM55 17V16H54ZM61 17V18H62ZM64 17V18H65ZM73 17V18H74ZM80 17H81V15H80ZM108 16H106L105 18H107ZM215 18H213V20L214 19H216V16H214ZM239 17V16H238ZM237 17V18H238ZM21 19V20H23V22L24 21H28L27 23L26 22H24V23H26L27 25H30L31 24V22H29V18L28 17H26V18H28V20H24V19ZM73 18H70V19H73ZM134 18H136V19H134ZM157 18V19H156ZM229 18H231V20H230V23H233V22H231L232 21V18L233 17H229ZM35 19H33V17H32V19L31 20H33V22L35 21ZM57 19V18H56ZM55 18H54V21L56 20ZM63 19V18H62ZM66 19V18H65ZM69 19V20H70ZM122 20H123V18H121ZM206 19H210V22L208 21V20H206ZM225 19V18H224ZM228 19V18H227ZM227 19H225L224 21H225V23L226 22H229ZM238 19V20H239ZM15 20V19H14ZM13 20V21H14ZM17 20H18V18H17ZM19 20H20V18H19ZM21 20H20V22H21ZM39 20V19H38ZM73 20V21H74ZM103 20V21H102ZM127 20H129V16H128V18L125 20V21H127ZM233 20H234V18H233ZM254 20H255V18H254ZM253 20V21H254ZM255 20V21H256ZM39 21H41V20H39ZM39 21H37V23L36 24H38V22ZM46 21V20H45ZM44 21V22H45ZM58 20H56V22H57ZM65 21V20H64ZM154 21V22H153ZM183 21H182V23H183ZM203 21H204V23H203ZM208 21V22H207ZM235 21L236 22H238L236 19H235ZM36 22V21H35ZM48 21H46V23H44V27L46 28V26H47V24L49 23H47ZM53 22V21H52ZM66 22H67V19H66ZM70 22V21H69ZM68 22V23H69ZM72 22V21H71ZM99 22H101V26L98 24ZM129 22H130V20H129ZM129 22H126V23H124V27H126V24H128V26H129ZM176 22H177V20H176ZM207 22V23H206ZM239 22H240V20H239ZM250 22L252 23V24H250ZM75 23V22H74ZM77 23H76V25H77ZM181 23V22H180ZM179 23V24H180ZM229 23V24H230ZM242 23H240L241 25H242ZM6 24V25H5ZM21 23H19V26L21 27H23V25H20ZM41 24V26H42V23H39V25ZM46 24V25H45ZM179 24H178V26H179ZM202 24H203V26H202ZM211 24H213V23H211ZM31 25H33V23L31 24ZM52 25V24H51ZM51 25L49 24L48 26H50L51 27ZM155 25V26H156ZM233 25V24H232ZM240 25V26H241ZM249 25H252V26H254V27H252L253 28V30H251L252 28L251 27H249L250 29L249 30H251V31H249L248 30V26ZM24 26H26V25H24ZM36 26H38V25H36ZM42 26V27H43ZM104 26V25H103ZM209 26V25H208ZM243 26V25H242ZM12 27V26H11ZM40 27V26H39ZM43 27V28H44ZM50 27H48V28H50ZM79 27V28H80ZM157 27V26H156ZM158 27L157 28H155L154 29V31H161L160 29H158ZM180 27H178L179 28V30H181L180 29ZM234 27V26H233ZM233 27H231V29H230V31H234V28ZM236 27V26H235ZM16 28H18V27H16ZM16 28H13V30H16ZM31 28V27H30ZM33 28V27H32ZM35 28H37V27H35ZM44 28V29H45ZM53 28V27H52ZM52 28H50V29H52ZM54 28H55V30H57L56 29V27H55V25H54ZM54 28L50 31V33L54 30ZM79 28H77V30H76V28H75V30L77 31V32H79L80 30H78ZM209 28H210V26H209ZM239 28H241V27H238V28H235V31H239ZM9 29V28H8ZM21 29V28H20ZM40 29V28H39ZM39 29H38V31H39ZM72 29H74V26L72 27ZM158 29V30H157ZM237 29V30H236ZM3 30V29H2ZM1 30V31H2ZM11 30V32H13L12 31V28H10L9 29V31ZM19 30V29H18ZM18 30H17V33H19L18 32ZM27 30V29H26ZM30 30V29H29ZM75 30H74V32H75ZM87 30H85L84 31V29H81V34L80 33H78L79 35H81V36H84L87 32ZM98 30V31H99ZM127 30V32H125ZM178 30V31H179ZM204 30V29H203ZM202 30V31H203ZM204 30V31H205ZM208 30H210V29H208ZM207 30V31H208ZM38 31H35V32H38ZM41 31V30H40ZM58 31V30H57ZM60 31V30H59ZM63 31V32H62ZM117 31V34H118V36L116 35V32ZM177 31V30H176ZM181 31V32H182ZM189 31V32H188ZM229 31V32H230ZM233 31H232V33H233ZM234 31V33H237V32H235ZM254 31V32H253ZM22 32H23V30H22ZM32 32V31H31ZM34 32V33H35ZM45 32H46V30H45ZM48 32H49V30H48ZM48 32H46V33H48ZM83 32H85V34L83 33ZM121 32V34L120 35H122L123 33H124V35L123 36H119V33ZM162 32V31H161ZM181 32H176V33H178L177 35H179V39H184L183 37H181V35L179 34V33H181ZM187 32H188V34H187ZM249 32H250V34H249ZM252 32V33H251ZM15 33V32H14ZM24 34H25V32H23ZM29 33V31L27 32V34ZM49 33V35H52V34H55V33H52V34H50ZM76 33V32H75ZM75 33H74V36H72L73 38V40L75 39V38H77V37H79V35L77 36V35H75ZM89 33V32H88ZM86 34V35H89L88 37H93L91 34ZM98 33V32H97ZM103 33V32H102ZM154 33H156L155 34V36H154ZM186 33V34H185ZM234 33H233V35H234ZM13 34V33H12ZM21 34V33H20ZM23 34V35H24ZM57 34V33H56ZM84 34V35H83ZM99 34V33H98ZM101 34V33H100ZM127 34V35H126ZM231 34V33H230ZM29 35V34H28ZM44 35V34H43ZM42 35V36H43ZM49 35H46V36H48L49 37ZM73 35V34H72ZM85 35V36H86ZM116 35V36H115ZM143 35H144V38L141 40V36L143 37ZM204 35H207L208 36V34H204ZM33 36V35H32ZM31 36V37H32ZM77 36V37H76ZM98 36V35H97ZM97 36H95V37H97ZM105 36V37H106ZM126 36H128L127 38H128V40H126ZM183 36V35H182ZM231 36H232V34H231ZM254 36V35H253ZM18 37V36H17ZM16 37V38H17ZM21 37V35L19 36V38ZM94 37V38H95ZM98 37H100V36H98ZM104 36L102 37V39L103 38H105ZM158 37L159 38V40H158V38L156 39V38ZM176 37V38H177ZM181 37V38H180ZM199 37V36H198ZM200 37H202V36H200ZM204 37V36H203ZM12 38H13V36L7 31V29H5V31L3 30V32H1L0 33V49H2V51H3V53H5L4 51H6V52H10V53H12V51H13V40H15L16 38H14L13 40H12ZM35 38V37H34ZM42 38V37H41ZM80 38V37H79ZM83 38V37H82ZM107 38H105V39H107ZM154 38V39H153ZM239 38H240V42H239ZM22 39V38H21ZM26 39V38H25ZM29 39V38H28ZM50 39V40H51ZM108 39H110V38H108ZM107 39V40H108ZM178 40V41H181V42H179V43H182V41L183 40ZM187 38H185L184 39V42L185 43H183L184 45H182V46H180L179 45V43H177L178 44V46H180V47H185V45H188V44H190L191 43V41H193V40H190V38H188L187 40H186ZM204 39V38H203ZM210 39V38H209ZM32 40V39H31ZM47 40H48V38H47ZM155 40H157V41H155ZM198 40H197V42H198ZM43 41H44V39H43ZM84 41V40H83ZM82 41V42H83ZM86 41V42H87ZM151 41H153V43L151 42ZM154 41H155V43L157 42V45L156 44H154ZM189 41H190V43H189ZM202 41V40H201ZM200 41V42H201ZM36 42V41H35ZM45 42V41H44ZM43 42V43H44ZM85 42V41H84ZM86 42H85V46L87 45V44H89V43H87L86 44ZM108 42H110V40H108L106 43H108ZM111 42H112V40H111ZM162 42V41H161ZM194 42V41H193ZM193 42H192V44H193ZM237 42V41H236ZM19 43V42H18ZM37 43V42H36ZM45 43H47V42H45ZM71 44L72 43H74V41L73 42H70ZM237 43V44H238ZM15 44V43H14ZM17 44V43H16ZM28 44V43H27ZM48 44V43H47ZM111 44H113V43H111ZM115 44V43H114ZM151 44H153V45H151ZM158 44L160 45V46H158ZM175 44H176V42H175ZM177 44H176V46H177ZM264 44V43H263ZM24 45V44H23ZM45 45V44H44ZM81 46H82V44H80ZM107 45H109V43L108 44H106L105 46H107ZM197 45V44H196ZM261 45V43L259 44V46ZM17 46V45H16ZM16 46H14V49H15V47ZM77 46V45H76ZM79 46V45H78ZM156 46V47H155ZM263 46V45H262ZM18 47H19V44H18ZM21 47V46H20ZM27 47H29V46H27ZM37 47V46H36ZM39 47V46H38ZM40 47H42V46H40ZM49 47V46H48ZM108 47V46H107ZM122 49H121V48ZM155 49V51H154V49ZM167 47V46H166ZM189 47V46H188ZM257 47V46H256ZM17 48V47H16ZM25 48H26V46H25ZM30 48H31V46H30ZM71 48H73L72 46H71ZM74 48H75V45H74ZM91 48V49H92ZM103 49H105L106 47H102ZM112 48V47H111ZM111 48H108V49H111ZM115 48V47H114ZM158 48L160 49L161 48V50H158ZM261 48V50L262 49H264V47H260ZM12 49V50H11ZM37 49V48H36ZM43 49V48H42ZM54 49V48H53ZM87 49H88V47H87ZM90 49V50H91ZM166 49V48H165ZM169 48H167L166 50H168ZM181 50H182V48H180ZM187 49V48H186ZM185 49V50H186ZM258 49H259V47H258ZM257 49V51H258V53H259V50ZM17 50L18 49H16V52H17ZM20 50V49H19ZM18 50V51H19ZM28 50H29V48H28ZM35 50V49H34ZM34 50H30V51H34ZM38 50V49H37ZM72 51L73 50H75V49H71ZM106 51H107V49H105ZM114 50V49H113ZM152 50H153V52H155L154 54H153V52H152ZM156 50H158V51H156ZM165 50V51H166ZM184 50V49H183ZM227 50V49H226ZM231 50V51H230ZM260 50V51H261ZM20 51H22V50H20ZM20 51H19V54H20ZM87 51V52H86ZM171 51V50H170ZM225 51V50H224ZM227 51V52H228ZM253 51V50H252ZM108 52V53H109ZM158 53V55L160 56H158L157 55V53ZM168 52V51H167ZM174 52H177V55L176 54H174L173 56H172V58H173V61H172V58H171V60L169 61V59H170V55H172ZM181 52H183V51H181ZM185 53H186V51H184ZM187 52H188V50H187ZM226 52V51H225ZM255 52V51H254ZM0 53H1V51H0ZM3 53H2V56H4L3 55ZM22 53V52H21ZM26 53H28V52H26ZM25 52H24V54H26ZM34 53H36V52H34ZM86 53H88V55L87 56H85L86 55ZM90 53H91V51H90ZM161 53V54H160ZM224 53V52H223ZM14 54H15V51H14ZM23 54V53H22ZM30 54H32V53H30ZM39 54H41V53H39ZM41 54V55H42ZM92 54H93V52H92ZM94 54H96V53H94ZM155 54L157 55L156 56V59H155ZM182 54V53H181ZM257 54V53H256ZM8 55H10V54H8ZM7 55V56H8ZM16 55H18V54H16ZM16 55H14L13 56V53H12V56L13 57H15ZM32 55H35V54H32ZM32 55H30V57L32 56ZM163 55V56H162ZM169 55V56H168ZM176 55V56H175ZM188 54H186V56H187ZM224 55V54H223ZM254 55V54H253ZM252 55V56H253ZM258 55V54H257ZM259 55H260V53H259ZM253 56L252 58H254V62H255V73H256V75H255V81L257 80L258 81V83L257 82H255L256 84H258V86L255 88V90H253V92H254V97L256 96V97H258V98H256V99H261L262 97H263V99H264V52L262 53V55H260V56ZM165 56H164V58H165ZM182 56H183V54H182ZM185 56V55H184ZM189 56V55H188ZM188 56L186 57V61H187V58H188ZM33 57H35V56H33ZM175 57V58H174ZM16 58V57H15ZM15 58H13L12 60L14 61V59ZM19 58H21L20 56H19ZM22 58H23V56H22ZM160 58V60L158 61L157 59H159ZM242 58V59H243ZM0 59H1V57H0ZM3 59V58H2ZM1 59V60H2ZM4 59L6 60V58L4 57ZM11 59V58H10ZM24 59V58H23ZM27 59V58H26ZM152 59H154V60H157V61H153ZM177 59V60H176ZM5 60H3V61H5ZM11 60V61H12ZM16 60V59H15ZM22 60V59H21ZM33 60V59H32ZM174 60H176V61H174ZM247 60V59H246ZM2 61V62H3ZM7 61V60H6ZM12 61V62H13ZM17 61H20V60H18V58H17ZM31 61V60H30ZM45 61V62H44ZM94 61V62H93ZM104 61V62H105ZM161 61H162V63H161ZM164 61V62H163ZM243 61V60H242ZM10 62V61H9ZM10 63V64H12V65H10V66H12V68L13 67H15V66H13V65H15V64H13V63ZM244 62V61H243ZM7 63V62H6ZM21 63V62H20ZM32 63V62H31ZM153 63V64H152ZM204 63V62H203ZM245 63V62H244ZM16 64H18V63H16ZM22 64V63H21ZM185 64V63H184ZM205 64V63H204ZM9 65V64H8ZM19 65V64H18ZM150 65H152L154 68L152 69V66L150 67ZM214 65V64H213ZM244 65V64H243ZM253 65V64H252ZM2 66V65H1ZM0 66V67H1ZM7 66V65H6ZM9 66V67H10ZM37 66V65H36ZM171 66H169L168 67V64L164 67L165 68V70H166V72H168V73H171L174 69H172V71H170V69H171ZM178 66H177V68H178ZM205 66V65H204ZM3 67V66H2ZM16 67H18V66H16ZM38 67V66H37ZM148 67H150L149 69H148ZM169 68V70H167V68ZM173 67V66H172ZM176 67V66H175ZM175 67H173V68H175ZM215 67V66H214ZM101 70H100V69ZM183 68V67H182ZM7 69V68H6ZM5 69V70H6ZM15 70H18L17 68H14ZM215 69V70H214ZM245 69V68H244ZM2 70V69H1ZM1 70H0V72H1ZM8 70H10V69H8ZM8 70H6V72H7V74L9 75V74H13L12 72H10V73H8ZM12 70V69H11ZM21 70V69H20ZM34 70V69H33ZM36 70V69H35ZM151 70V71H150ZM152 70H153V72H154V70H155V72H154V74H152ZM165 70L163 69L162 71L163 72H165ZM177 70V69H176ZM180 70V72L181 73H183L182 71H183V69L181 70V69H178L177 71H179ZM3 71H4V69H3ZM13 72H14V70H12ZM38 71V70H37ZM148 71H150V72H148ZM19 72V71H18ZM36 72V71H35ZM42 72V71H41ZM114 72V73H113ZM165 72V73H166ZM188 71L186 70V72H184L185 74L187 73ZM20 73V72H19ZM21 73H23L24 74V72H21ZM20 73V74H21ZM110 74V75H108V74ZM116 73V74H115ZM160 73V72H159ZM167 73V74H168ZM22 74V75H23ZM26 74V73H25ZM31 74V73H30ZM114 74V75H113ZM163 74V73H162ZM188 74H191L190 72H188ZM188 74H186V77H188L187 75ZM4 75V74H3ZM14 75V74H13ZM116 75V76H115ZM154 75V76H153ZM166 75V74H165ZM184 75V74H183ZM195 75V73L194 72H192V74L191 75H189V76H192V77H190V78H194V77H196V76H194ZM5 76V75H4ZM3 76V77H4ZM7 76V75H6ZM35 76V75H34ZM120 76H121V78H123V80H122V82L120 81H118L119 79L118 78H120ZM179 76H180V74H179ZM178 76V77H179ZM8 77V76H7ZM20 78V75H18L17 76V78ZM23 77H25V76H23ZM153 77H154V79H153ZM169 77V76H168ZM186 77H184L185 78V80L187 79ZM13 78V77H12ZM22 78V77H21ZM27 78V77H26ZM39 78V77H38ZM159 78V77H158ZM170 78V77H169ZM29 80H30V78H28ZM173 79V78H172ZM10 80V82H13L11 79H9ZM8 80V81H9ZM19 80V79H18ZM20 80H22V79H20ZM27 79H25L24 80V78H23V80H22V84H23V81H24V83H25V81H26ZM118 81L119 83H117V87H116V85H115V87L116 88H114V84L116 83L115 81ZM160 80V79H159ZM184 80V79H183ZM184 80V81H185ZM190 79H188V80H186L185 81V83H186V85H187V81H189ZM197 80V79H196ZM195 80V81H196ZM206 80V79H205ZM8 81H5V79H2V82H1V84L3 83V82H7L8 83ZM33 81V80H32ZM169 81H171V80H169ZM175 81V80H174ZM193 81V80H192ZM29 82V81H28ZM115 82V83H114ZM183 82V81H182ZM254 82V81H253ZM7 83H5V84H7ZM20 83V81L19 82H17V81H15L14 80V82L12 83V84H7V85H5V86H3V84H2V86L0 85V109L1 108H3V106L5 105V106H8V103H10V101L11 100H13L14 101V99L15 98H17L18 96H17V94H16V92H18L20 89V91H24L25 92V90L27 89V87L26 86H28L29 85V83H27L28 85H25L24 87V90H22L23 89V87H21V84ZM184 83V82H183ZM188 83H191V81L190 82H188ZM255 83H253V84H255ZM153 84V83H152ZM193 84L194 83H192L191 85L189 84V85H187V88H186V85L185 84H183L184 85V87L186 88V90H187V92L186 93H189L191 90H192V88H193ZM244 84H245V82H244ZM256 84H255V86H256ZM113 86V87H112ZM29 87V86H28ZM77 88V91L76 92H74V88ZM188 87H189V90H188ZM192 87V88H191ZM30 88H34L33 87V85H32V87L30 86ZM114 88V89H113ZM118 88L116 89V91L118 90ZM125 88V89H124ZM145 88V89H144ZM154 88H153V90H154ZM157 88V89H156ZM191 88V89H190ZM241 88H242V90H244V91H241ZM35 89V88H34ZM33 89V90H34ZM120 89V88H119ZM143 89L144 90H146V92H143V93H145V96H146V99H145V96H143L142 94V91H143ZM252 89H254V88H252ZM30 89H28V90H26V91H29ZM122 90H126L125 92L124 91H122ZM185 90V91H186ZM35 91V90H34ZM37 91H39V87H38V89H37ZM113 92V91H112ZM115 92V91H114ZM121 92H119L117 95H119L120 94V96H121ZM124 92V93H123ZM164 92V91H163ZM192 92V91H191ZM191 92H190V94H191ZM212 92V91H211ZM252 92V91H251ZM27 93V92H26ZM30 93V92H29ZM36 93V92H35ZM37 93H39V92H37ZM146 93H148V94H146ZM165 93V92H164ZM16 94V97L13 99V96ZM22 94V93H21ZM28 94V93H27ZM108 94V93H107ZM109 94H111V91H110V93ZM108 94V95H109ZM114 94H116V93H114ZM165 94H167L168 95V93H165ZM252 93H250V95H251ZM19 95V94H18ZM23 95V94H22ZM37 95L38 94H36V97H37ZM164 95V94H163ZM162 95V97H164ZM25 96V95H24ZM29 96H30V94H29ZM33 96V95H32ZM120 96H119V98H120ZM173 96H175V95H173ZM179 96V95H178ZM189 96V95H188ZM21 97H23V96H21ZM27 97V96H26ZM33 97H35V96H33ZM110 97V96H109ZM121 97H123V96H121ZM155 97V98H156ZM176 97H177V95H176ZM191 97H193V92H192V96L190 95L189 96V99L191 98ZM243 97V98H242ZM32 98V97H31ZM39 98V96L37 97V99ZM110 98H113V97H110ZM116 98V97H115ZM150 98V99H151ZM254 98V99H255ZM20 99V98H19ZM26 99V98H25ZM36 99V98H35ZM41 99H42V97H41ZM41 99L39 100V102H41ZM114 99V98H113ZM117 99V100H116ZM115 100H116V102H118V98H116ZM153 99V98H152ZM204 99H206V98H204ZM16 100V99H15ZM27 100H29V99H27ZM26 100V101H27ZM31 100V99H30ZM124 100H123V103H124ZM166 100V101H165ZM240 100H241V102H242V104L240 103ZM12 101V102H13ZM18 101V100H17ZM20 101V100H19ZM19 101H18V103H19ZM36 101H38V100H36ZM104 101V100H103ZM114 101V100H113ZM120 101V100H119ZM171 101H172V104H171ZM255 101H257V103H258V100H255ZM261 101V100H260ZM154 102V101H153ZM152 102V103H153ZM169 104V108L170 109H168L167 107H166V109H167V111H169V110H171V111H169L168 113H166L167 111H164V109H163V106L160 108V106L161 105H168L167 103ZM191 102V101H190ZM213 102V103H212ZM217 102V103H216ZM254 102V101H253ZM263 102V100L261 101V103ZM17 103V102H16ZM43 103H41V104H43ZM122 103V101L120 102V104ZM147 103V102H146ZM150 103V102H149ZM148 103V104H149ZM177 103V104H176ZM186 103V102H185ZM184 103V104H185ZM192 103H193V100H192ZM11 104V103H10ZM98 104V103H97ZM151 104V103H150ZM158 104V105H157ZM187 104V103H186ZM194 104H192V106L194 105ZM212 104L213 105H215V107L213 106L212 107ZM240 104V105H239ZM14 105V104H13ZM20 105V104H19ZM25 105V104H24ZM30 105V104H29ZM99 106L101 105V104H98ZM123 105V104H122ZM127 105V104H126ZM165 105V106H166ZM170 105H171V107H170ZM177 105V106H176ZM180 106V108H181V110H180V108H179V106ZM190 105H191V103H190ZM209 105V104H208ZM208 105H206V108H207V106ZM255 105H256V102H255ZM18 106V105H17ZM156 106H158V108H160L159 109V111L158 112H156L157 110H158V108L156 107ZM186 106V105H185ZM195 106H193L192 108H194ZM200 106H201V104H200ZM238 106H240V107H238ZM251 107H252V105H250ZM15 107H16V104H15ZM31 107V106H30ZM29 107V108H30ZM90 107V108H89ZM142 107H145V104L142 106ZM187 107V106H186ZM185 107V108H186ZM188 107H189V104H188ZM201 107H203V106H201ZM250 107V108H251ZM255 107V109L257 108L256 106H254ZM89 108V109H88ZM96 108V107H95ZM100 108V107H99ZM125 108V107H124ZM191 108V107H190ZM189 108V109H190ZM240 108V109H239ZM253 108V107H252ZM16 109H17V107H16ZM92 109V108H91ZM90 109V110H91ZM155 109H157V110H155ZM162 109V112L160 111ZM165 109V110H166ZM182 109H183V111H182ZM238 109H239V111L242 109L243 111L241 112H239L238 111ZM14 110V109H13ZM26 110H29V109H26ZM89 110V111H90ZM101 110H103V108L101 107ZM179 110V111H178ZM258 110V109H257ZM257 110H256V113H257ZM30 111H31V109H30ZM39 111V110H38ZM122 111H124V109L122 110ZM192 111H193V109H191V112L190 113H192ZM18 112H19V110H18ZM17 112V113H18ZM29 112V111H28ZM40 112V111H39ZM102 112V111H101ZM132 112V113H131ZM181 112H183V113H181ZM211 112H212V114H211ZM12 113H13V111H12ZM12 113H11V115H12ZM16 113V112H15ZM14 113V114H15ZM35 113H37V112H35ZM43 113V112H42ZM89 113V114H90ZM125 113V112H124ZM123 113V116L124 115H127V114H124ZM127 113H129L128 111H127ZM187 112L185 111V114H186ZM195 113V112H194ZM97 114V115H96ZM180 114H182V116L179 118V115ZM188 114V113H187ZM202 114H200L201 116V118H203L202 117ZM240 114V115H239ZM244 114V113H243ZM241 115V117L243 116L244 117V115ZM19 115H21V114H19ZM24 115V114H23ZM25 115H26V113H25ZM38 115V114H37ZM44 115V114H43ZM42 114H41V116H43ZM146 115L149 117V119L148 118H146ZM211 115V117H209ZM257 115H258V113H257ZM10 116V115H9ZM22 116V115H21ZM98 116V117H97ZM122 116V117H123ZM14 117H16V116H14ZM23 117V116H22ZM21 117V118H22ZM40 117V116H39ZM259 117V116H258ZM257 117V118H258ZM12 118H13V116H12ZM33 118V117H32ZM172 118H174L173 116H172ZM181 118H183V120H181ZM200 118V119H201ZM7 120H8V117L6 118ZM10 119H11V117H10ZM15 119V118H14ZM25 119V118H24ZM23 119V120H24ZM124 119V118H123ZM177 119V120H176ZM191 119L193 120L192 121V123H191ZM1 120V119H0ZM12 121H8L9 122V126L12 124V122L14 123V120L13 119H11ZM21 120V119H20ZM32 120V119H31ZM33 120H35V118H33ZM41 120V121H40ZM151 120V121H150ZM185 120V121H186ZM198 120V119H197ZM197 120L195 121V123L197 122ZM202 120V119H201ZM199 121V122H202V121ZM40 121V122H39ZM45 123H44V122ZM99 121H101L100 119H99ZM179 121V122H178ZM1 122H3V120L1 121ZM8 122L6 123V125L8 124ZM10 122H11V124H10ZM16 122H18V121H15V124H16ZM20 122V121H19ZM18 122V123H19ZM32 122V121H31ZM172 122V121H171ZM216 122V123H215ZM23 123V122H22ZM28 123V122H27ZM164 123V124H163ZM174 123V122H173ZM172 123V124H173ZM244 123V122H243ZM5 124V123H4ZM3 124V125H4ZM15 124H12L13 126L15 125ZM95 124V123H94ZM94 124H93V126H94ZM131 124H135L136 125V127L138 126V128L137 129H135V127H133V125H131ZM171 124V125H172ZM184 124V123H183ZM188 124V123H187ZM186 124V125H187ZM189 124V125H190ZM196 124H201V126H198V127H202L203 126V124L202 123H196ZM241 126H240V125ZM258 124V123H257ZM2 125V126H3ZM18 125V124H17ZM17 125H16V127H15V129L13 130V128H8V130L9 129H11L12 130V133L14 132V134H16L15 132H16V128H17ZM22 125H25V122H24V124H22ZM21 125V126H22ZM27 125V124H26ZM31 125V124H30ZM33 125V124H32ZM63 125H67L68 126V128H67V131L66 132H64V130L63 129H65V126H63ZM95 125H98V124H95ZM153 125H154V127L156 128L157 127V129H155V130H157L156 132H154V134H151L150 132H148V130L150 131L151 130V132H152V130H153ZM168 125V124H167ZM166 125V126H167ZM170 125V123H169V125H168V127L169 126H171ZM175 125V124H174ZM177 125V126H178ZM182 125V124H181ZM180 125V126H181ZM8 126V125H7ZM27 126H29V123H28V125ZM34 126V125H33ZM64 128H63V127ZM66 126V127H67ZM75 126V127H74ZM78 126V127H77ZM81 126V127H80ZM151 126L153 127V128H151ZM205 126V125H204ZM203 126V127H204ZM11 127V126H10ZM20 127V126H19ZM62 127V128H61ZM77 127V128H76ZM188 127H190L189 128V131H191V133H192V135H191V133H190V135H191V138L190 139H187V142H188V140H189V142L190 143H187L186 142V144H187V146H186V144H185V146H184V144H183V146L185 147V149H186V151L187 150H189L188 151V154H190V156H192V157H194V156H198V154L200 153V151H203L202 153H204V152H206L207 153V151L209 150V146L212 144V137L211 136H208V135H205V133L206 132H208V131H205L204 130V132L205 133H203V127H202V129L200 130L198 127H194V128H192L191 127V125L190 126H188ZM188 127H187V129H188ZM245 127V126H244ZM257 127H258V125H257ZM23 128H26V126L25 127H23ZM23 128H19V129H22V130H24ZM77 129V130H75V129ZM150 128V129H149ZM170 128V127H169ZM3 129H5V128H3ZM79 129H80V131H79ZM166 129V128H165ZM179 129H181V128H179ZM7 130V129H6ZM93 130L94 131H96L94 128H93ZM92 130V131H93ZM154 130V131H155ZM178 130V129H177ZM184 130V129H183ZM243 130H245L244 132H245V134H244V132H243ZM1 131V130H0ZM19 130H17V132H18ZM76 131H78L77 133L78 134H76L77 136H75V137H73L74 135H75V132ZM188 131V132H189ZM5 132V131H4ZM3 132V133H4ZM7 132V131H6ZM24 132V131H23ZM26 132V131H25ZM25 132H24V135H23V137L22 138H24V136H25ZM66 133V134H69V135H67L66 136V134H64V133ZM79 132H80V134H79ZM172 132V131H171ZM184 132V131H183ZM1 133H2V131H1ZM3 133L2 134H0V136H2L3 135ZM10 133H11V131H10ZM18 133H20V132H18ZM29 133H27L28 135H29ZM129 133V132H128ZM178 133V132H177ZM180 133H182V131L180 132ZM258 133V132H257ZM6 134H8L9 135V133H6ZM27 134H26V136H27ZM91 134H92V132H91ZM159 134H160V132H159ZM159 134H158V137H159ZM207 134V133H206ZM129 135H130V133H129ZM170 135H171V133H170ZM181 135H183V134H181ZM10 136V139H11V134L9 135ZM9 136H8V138H9ZM19 136V135H18ZM17 136V137H18ZM72 137V139L71 140H69V142L71 143H67L66 144V141H67V139H66V137L67 138H69V137ZM132 136V135H131ZM258 136V135H257ZM16 137V136H15ZM14 137V138H15ZM55 137H57V138H63V139H65V142L63 143L62 142V140L60 139V141L62 142V144H58V143H56V141H55ZM70 137V138H71ZM169 137H171V136H169ZM209 137H211L210 139L211 140H209ZM251 137V136H250ZM12 138H13V135H12ZM14 138L12 139V141L14 140ZM21 138V139H22ZM83 138V137H82ZM85 138V137H84ZM179 138V137H178ZM3 139H7V136H6V138H4L3 137ZM10 139H8V140H10ZM18 139V138H17ZM160 139V137L158 138V140ZM177 139V138H176ZM0 140H1V142H3L2 141V139L0 138ZM16 140V139H15ZM24 140V139H23ZM178 140V139H177ZM209 140V141H208ZM218 140H220V141H218ZM249 140H251V141H253V142H251V141H249ZM20 141V140H19ZM18 141V143H20ZM58 141V140H57ZM64 141V140H63ZM84 141V140H83ZM160 141H161V139H160ZM168 141V140H167ZM173 141V140H172ZM184 141V140H183ZM0 142V143H1ZM9 142V141H8ZM8 142H6V143H8ZM23 142V141H22ZM33 142H34V144H33ZM61 142H59V143H61ZM211 142V143H210ZM220 144H219V143ZM12 143V142H11ZM56 143V144H55ZM79 143V142H78ZM77 143V144H78ZM174 143H175V141H174ZM182 143V142H181ZM195 145H198V146H194V144ZM210 143V144H209ZM3 144V143H2ZM58 144V145H57ZM67 145V148H66V151H68V153L69 154H71V156L70 155H67V152L64 150L65 149V147L63 148V145L64 146H66ZM87 144H89V143H87ZM91 144V143H90ZM157 144V145H156ZM191 144L194 146V147H192L191 146ZM7 146H8V144H6ZM21 146V144H18V146ZM23 145V144H22ZM72 145V146H71ZM256 145H259V146H256ZM2 146V145H1ZM86 146V145H85ZM162 146V145H161ZM167 146V145H166ZM192 148H191V147ZM261 146V147H260ZM3 148H5L4 146H2ZM16 147V146H15ZM27 147H30V146H27ZM53 147L55 148V149H53ZM87 147V146H86ZM196 147V148H195ZM211 147V146H210ZM83 148V147H82ZM81 148V150H84V149H82ZM207 148V149H206ZM18 150H19V147L17 148ZM16 149V150H17ZM161 150L160 151H162V149L163 148H160ZM230 149V150H229ZM80 150V151H81ZM152 150V151H151ZM6 150L4 149V152H5ZM23 151V150H22ZM30 151V150H29ZM28 151V152H29ZM2 152V151H1ZM1 152H0V154H1ZM8 152V151H7ZM27 152V151H26ZM32 152H33V150H32ZM137 152V153H138ZM147 152V153H146ZM155 152H157V153H155ZM226 152H225V154H226ZM147 154L146 156H145V154ZM169 153H171V152H169ZM187 153V152H186ZM212 153V152H211ZM2 154H4V153H2ZM7 154V153H6ZM26 154V153H25ZM38 154V153H37ZM40 154V155H41ZM159 154H161V155H159ZM162 154H163V156H162ZM164 154H166V157H170V158H166V160H160V158H161V156L162 157H164ZM216 154H217V151H216ZM228 154V153H227ZM24 155V154H23ZM22 155V156H23ZM33 155H34V152H33ZM73 155H78V156H76V157H79V158H76V157H73ZM81 155H83V154H81ZM138 155V157H140ZM217 155H219V154H217ZM230 155V154H229ZM233 155V154H232ZM21 156V157H22ZM25 156V155H24ZM154 156V157H153ZM185 156V155H184ZM183 156V157H184ZM187 156V155H186ZM231 156V155H230ZM3 157H6V156H3ZM32 157V156H31ZM143 157H145V159H143ZM148 157V158H149ZM221 157V156H220ZM34 158V157H33ZM40 158H41V160H42V158H44V157H42V156H40L39 157V160L37 159V156H36V159L38 160V161H40V162H42L41 160H40ZM77 159L76 161H78L79 163H76L75 162V159ZM141 158V157H140ZM159 158V159H158ZM173 158V157H172ZM222 158H224L223 156H222ZM1 159V158H0ZM4 159V158H3ZM22 159H24V158H21V161L20 162H24V160H22ZM191 159V158H190ZM197 159V158H196ZM6 160V159H5ZM36 160V161H37ZM45 160H43V162H45L46 163V161ZM193 160H195V158L193 159ZM1 161H2V159H1ZM139 161H140V159H139ZM191 161V160H190ZM196 161V160H195ZM209 161V160H208ZM18 162H19V160H18ZM29 162L31 163V160H29ZM138 162V161H137ZM145 163L147 162V160H145L144 161ZM143 162V163H144ZM57 163V164H56ZM66 163V164H65ZM141 163V162H140ZM144 163V164H145ZM221 163V162H220ZM24 164V163H23ZM36 164H39V163H36ZM35 164V165H36ZM44 164V163H43ZM56 164V165H55ZM79 164V165H78ZM148 164V163H147ZM187 164V166H186V168H185V165ZM6 165V164H5ZM16 165H17V163H16ZM20 164H18V166H19ZM25 165V164H24ZM32 165H34V164H32ZM54 165V166H53ZM62 165L63 166H65L64 167V171H63V174H62ZM142 165V164H141ZM177 165V167H175ZM228 166H229V164H227ZM15 166V165H14ZM25 166H27V165H25ZM104 166V165H103ZM109 166V165H108ZM122 166H124V164H122ZM144 166H148V165H144ZM184 166V167H183ZM21 167V166H20ZM40 167H41V164H40ZM39 167V168H40ZM43 167V166H42ZM49 167V168H50ZM126 166H124V168H125ZM187 167H188V169H187ZM257 167H259V168H262L261 169V171L260 170H258L257 171ZM6 168V167H5ZM33 168H34V166H33ZM36 168H37V166H36ZM38 168V169H39ZM46 167H44L43 168V171H44V169H45ZM176 168H178L177 170H176ZM184 168L186 169V170H184ZM197 168V169H196ZM200 168V167H199ZM1 169V168H0ZM13 169H18V167H16V168H12V170ZM24 169H25V167H24ZM23 169V170H24ZM32 169V168H31ZM38 169H36V170H38ZM142 169L143 170H145L144 169V167L142 166ZM230 169V170H231ZM20 170V169H19ZM41 170V169H40ZM66 170V171H65ZM75 169H72L71 171H67V172H71L72 173V171H76ZM79 170H77V171H79ZM109 170L111 171L112 169L111 168H109ZM148 170V169H147ZM147 170L146 171H144V172H146L147 173ZM184 170V171H183ZM204 170H205V168H204ZM16 171V170H15ZM25 171V170H24ZM46 171V170H45ZM44 171V172H45ZM48 171V170H47ZM46 171V176H48L49 174H47L48 172ZM79 171V173L81 174V172ZM114 170H112V172H113ZM260 171V172H259ZM0 172H2V171H0ZM42 172V171H41ZM66 172V173H67ZM224 172H226L225 170H224ZM17 173V172H16ZM15 172H14V174H16ZM35 173H38V172H36L35 171ZM65 173V174H66ZM79 173H75V175H79V176H76V179L78 180V185H74V183L76 182V180H75V182H74V179L72 178V180H73V185L74 186H76V187H70V185L68 186H66L65 187V185L66 184H69V183H71L72 181H68L69 183H64L63 184V186H61L60 187V190L62 189V188H66L65 189V192H64V189H63V193H66L67 195H65V196H67L66 198H61V199H63V201L65 200V201H67V199H68V201H67V206H71L70 208H69V210H68V212L70 211V209H72V210H74V211H70L73 215H75V213H76V215L78 216V218H80V216L82 215H79V213H82V211L84 210L85 211V209L82 207V204H84V203H81L80 204V202H84V201H82V200H85L84 199V195H86L87 193V190H88V188H90L91 186L92 187H94L95 185H97L96 183H95V185H93V183H92V185L90 186V184H88V182L87 181H82L83 179L85 180V178H83V179H79V177L81 178V175L79 174ZM211 173H213V174H211ZM215 173H216V175H215ZM67 174H69V173H67ZM73 174V173H72ZM226 174V173H225ZM4 175V174H3ZM17 175V174H16ZM20 175L21 174H19L18 175V177H20ZM43 175H44V173H43ZM156 175H157V177H156ZM215 175V176H214ZM218 175V176H217ZM22 176L23 175H21V178H22ZM69 176H71V175H69ZM113 176V175H112ZM217 176V178H215ZM49 177V176H48ZM47 177V178H48ZM55 177H56V175H54V179H55ZM64 177V176H63ZM71 177H74V176H71ZM70 177V178H71ZM83 177V176H82ZM1 178V177H0ZM15 178H17V177H15ZM65 178V177H64ZM112 178V177H111ZM114 179H115V176L113 177ZM143 179V181L144 180H146V179ZM165 178V179H164ZM2 179V178H1ZM5 179V178H4ZM4 179H3V181H4ZM51 179V176H50V178H49V180ZM67 179V178H66ZM68 179H69V177H68ZM67 179V180H68ZM149 179H150V183H149ZM166 181L167 179H169L168 181H166V183L167 182H169V183H167V185H169V184H171L172 185V187H171V185H169L168 186V188H162L163 186H161V187H159L160 186V184H162V182H164V184L163 185H165L166 183H165V181ZM56 180H58V179H55V183L57 182ZM79 180H81L80 182H79ZM112 180V179H111ZM236 180V181H235ZM147 181V180H146ZM0 184H2L3 186H4V184H3V182H2V180H0ZM83 182V183H82ZM87 182V183H86ZM120 181H118V180H116V183L114 184V188H113V190H114V193H111V194H114V195H116V193H126L127 191H124V190H122V191H120L119 192V190H117V189H120L121 187L118 185V183H119ZM79 183H80V185H79ZM87 184V186L86 187H88V185L90 186V187H88V188H86V187H84V186H82L83 184ZM121 183V182H120ZM138 183H139V187H141L140 189H141V191H139V193L141 192V194H142V190H143V186L142 185H144V184H146V182L144 181V183L143 182H141L142 183V185H140L141 183H140V181H138ZM137 183V184H138ZM60 184V183H59ZM148 184H146V185H144L145 186V189L144 190H146V192L148 191V192H150L151 190V188H147V185ZM150 185H152V183L150 184ZM175 186V190H173L174 189V186ZM2 186V188H4ZM72 186V185H71ZM149 186V185H148ZM153 186V185H152ZM59 188V186H58V184L56 183V188ZM68 187V188H67ZM91 187V188H92ZM98 187V186H97ZM137 187H138V185H137ZM136 187V190L135 191H137L138 192V190H140L139 189V187L137 188ZM151 187V186H150ZM159 187V188H158ZM166 187V186H165ZM169 187H171V188H169ZM70 188L72 189V190H74L75 188H76V190H74L73 192H75V195H73V192L70 190ZM83 188H85V189H87V190H85V192H84V189ZM90 188V189H91ZM112 188V187H111ZM124 188V187H123ZM160 188L163 190V189H165L164 191H158V189L160 190ZM95 189V188H94ZM93 188H92V190H94ZM101 189V188H100ZM138 189V190H137ZM190 189V190H189ZM59 190V189H58ZM57 190V191H58ZM92 190H88V192L89 191H92ZM96 190V189H95ZM102 190V189H101ZM3 191H4V189H3ZM56 191V192H57ZM62 191V190H61ZM67 191L69 192V194L72 196V197H76V199H73L72 197H70V198H72V199H70V198H68V196H70V195H68V193H67ZM130 191V193H128L127 195H125V196H122L123 198H126V199H132V201H133V205L134 206H136L137 208H134V206H131V208L133 207L134 209H137L135 212L136 213H134V215H133V219L134 220H136L137 221V227H139V225H140V227H142V229L143 230H140V229H136L135 230V232L136 233H138V232H140V234H141V236H143V231L145 230V228H146V232H145V234H147L148 235V238H150V239H148V240H150V242L151 243H155V244H153L154 246H151L152 244L150 243V242H148L149 244H150V246H151V249L153 250L152 252L153 253H157V254H155L156 255V257L154 258V259H151V258H153V256H151V258H149V256H148V259L146 258V260H145V262L144 263H148L149 264V262L150 263H153L154 262V264L155 263H157V264H161V262H163V264H165V263H167L168 262V258H170V260L172 259V260H175L174 262H176V259H178L177 260V262H176V264L177 263H179L178 261H182L181 260V255H179L178 257H177V255L179 254H176V251L173 249V248H171L169 245L166 247V245L161 241L162 239V236L161 235H158V236H155L154 235V237L155 238H158L159 236L161 237H159V241L158 240H155V241H153L155 238L154 237H152L151 238V236L154 234L153 232H157V228H155L157 225H156V223L154 224L153 222H154V220L156 221V219H154V218H156L155 216L156 215H154L153 213H152V211H153V205L155 204H150L151 202H150V200H152V197H150V196H153V198H154V196H156L155 194L153 195V194H151V193H149V199L147 198L148 196H146V197H143V198H146V200H144L145 202H143V200H141L142 199V197H140L139 199L140 200H136L135 198H134V193H135V191H134V193L132 192L131 193V190H129ZM175 191H177V193L175 192ZM94 192V191H93ZM153 192V193H154ZM160 192H164V193H160ZM183 192H185L184 190H183ZM58 194L60 193V191H58L57 192ZM84 193V194H83ZM90 193V192H89ZM167 194V195H164V194ZM60 194H62V193H60ZM59 194V195H60ZM110 194V195H111ZM136 194V193H135ZM138 194V193H137ZM141 194H139V195H141ZM173 194H175L174 196H173ZM186 194V193H185ZM88 195V194H87ZM91 195V194H90ZM144 194H142L141 196H143ZM163 195H164V197H163ZM186 195H188V194H186ZM191 195H193V194H191ZM117 196V195H116ZM128 196H130V197H128ZM131 196H133V197H131ZM145 196V195H144ZM181 196V195H180ZM185 196V195H184ZM188 196V197H189ZM194 196V195H193ZM61 197V196H60ZM62 197H64V196H62ZM108 197V196H107ZM115 197V196H114ZM113 197V198H114ZM87 198H90V197H88L87 196ZM86 198V199H87ZM93 198V197H92ZM115 198H117V197H115ZM115 198L114 199H112V200H114L115 201ZM122 198V199H123ZM186 198V197H185ZM105 199V198H104ZM125 199V200H126ZM156 200H154L153 199V202H157L156 204L158 205V204H160V199L157 201V196H156V198H155ZM187 199V198H186ZM192 199V198H191ZM191 199H188V200H191ZM196 198H194V200H195ZM205 199H203V200H205ZM7 199L5 198V200L4 201H6ZM71 200V203H69L68 204V202ZM75 202V203H72L73 201ZM92 200V199H91ZM108 200V199H107ZM112 200H108V202L110 201L111 202V205H113V206H116L117 207V205H116V203L114 202V203H112ZM118 200V199H117ZM147 200H149V201H147ZM8 201V200H7ZM62 201V200H61ZM88 201V200H87ZM103 201V200H102ZM140 201H142L143 203H145V204H143V207H144V209L145 210H143L142 209V211H138V206H139V210H141V207H140V204H139V202ZM164 201H166V200H164ZM164 201H162V202H164ZM191 201H193V199L191 200ZM202 201V200H201ZM227 201H229V202H227ZM90 202H93V201H89V204H90ZM108 202H106L105 201V203H108ZM146 202H150L149 203V206H151L152 205V207L151 208H149V206H148V204H146ZM170 203H172V201H169ZM196 201H194V203H195ZM202 202H204V201H202ZM206 202V201H205ZM218 202V201H217ZM5 203H7V202H5ZM66 203V202H65ZM85 203H87V202H85ZM98 203V202H97ZM118 203V202H117ZM199 203V202H198ZM198 203H197V205H198ZM209 203H211V202H209ZM211 203V204H212ZM88 204V203H87ZM99 204V203H98ZM120 204V203H119ZM203 204V203H202ZM205 204H206V206H207V208L205 207ZM214 204V203H213ZM94 205V204H93ZM92 205V207H94ZM95 205H97V204H95ZM121 205V204H120ZM142 205V204H141ZM199 205H201L200 203H199ZM198 205V206H199ZM1 206H3V205H1ZM84 206H85V204H84ZM88 206V205H87ZM86 206V207H87ZM146 206H148V208H146ZM154 206H156V205H154ZM159 206V205H158ZM161 206V205H160ZM6 207V206H5ZM91 207V206H90ZM142 207V208H143ZM223 207V206H222ZM67 208V209H68ZM78 208H83L82 210H80L81 212H79V209ZM96 208V207H95ZM155 208V207H154ZM156 208H159V207H157L156 206ZM212 208V209H211ZM60 209V208H59ZM58 209V210H59ZM97 209H100V207L99 208H96V210ZM152 209V210H151ZM6 210V209H5ZM131 210V209H130ZM150 210H151V212H150ZM155 210V209H154ZM159 211H160V208L158 209ZM60 211V210H59ZM59 211H58V213H59ZM65 211H67V210H65ZM89 211V210H88ZM131 211H133L134 212V210H131ZM203 211V210H202ZM98 212V211H97ZM6 213V212H5ZM57 213V214H58ZM61 213V212H60ZM15 214V213H14ZM57 214H56V216H57ZM85 214V213H84ZM98 214V213H97ZM133 214V213H132ZM151 214V215H150ZM2 215V214H1ZM0 215V216H1ZM61 215H62V213H61ZM67 215H70V213L68 214L67 213ZM73 215H71V216H73ZM10 216V215H9ZM8 216V217H9ZM11 216H12V214H11ZM154 216V217H153ZM158 216V215H157ZM5 218L4 219H1V220H3V222H4V220L6 219V215L4 216ZM7 217V218H8ZM58 217H59V215L57 216V220H58ZM74 217H76V216H74ZM84 217V216H83ZM82 216H81V218H83ZM211 217V216H210ZM2 218V217H1ZM12 218V217H11ZM10 218V219H11ZM65 218H67V216H66V214H65ZM9 219V218H8ZM19 219V218H18ZM133 219H132V221H133ZM212 219V218H211ZM210 220V219H209ZM7 221V220H6ZM6 221L4 222V224L6 223ZM14 221H15V219H14ZM211 221V220H210ZM209 221V222H210ZM213 221V220H212ZM211 221V222H212ZM0 222H2V221H0ZM2 222V223H3ZM31 223L32 222H34V221H30ZM38 222V221H37ZM37 222H36V224L34 223V225L36 226L37 225ZM42 222V221H41ZM56 222H58V221H55V223ZM73 222V221H72ZM208 222V221H207ZM206 222V223H207ZM210 222V223H211ZM8 223H10V222H8ZM12 223V222H11ZM19 223V222H18ZM51 223V222H50ZM153 223V224H152ZM29 224V223H28ZM57 224V223H56ZM66 224V223H65ZM134 224H135V221H133V226H134ZM135 224V225H136ZM205 224V223H204ZM208 224V223H207ZM14 225V224H13ZM16 225H18V224H16ZM19 225H21V224H19ZM26 225H27V223H26ZM31 225V224H30ZM29 225V226H30ZM42 225V224H41ZM50 225H53V224H50ZM156 225V226H155ZM209 225V224H208ZM249 225H253V226H249ZM4 226H6V224L4 225ZM22 226H24V225H22ZM38 226V225H37ZM43 226V225H42ZM45 226H49V225H45ZM57 226V225H56ZM58 226H59V223H58ZM63 226V225H62ZM62 226L60 225V227L62 228ZM212 226V225H211ZM211 226H208V227H211ZM19 226H17V229H19L18 228ZM26 227H28V226H26ZM39 227V226H38ZM64 227V226H63ZM144 227V228H143ZM203 227V226H202ZM201 227V228H202ZM1 228V227H0ZM22 228H25V227H22ZM21 228V229H22ZM29 228V227H28ZM28 228H27V231H29L30 232V230H32V229H29L28 230ZM49 229L51 228L50 226L48 227ZM207 228V227H206ZM2 229V228H1ZM12 229V228H11ZM14 229H16V227H14ZM21 229H20V231H21ZM42 229H44V228H42ZM47 229V228H46ZM70 229H71V227H70ZM210 229H212V227L210 228ZM213 229V230H214ZM225 229H228V228H225ZM230 229H228V230H230ZM251 229H254V230H251ZM34 230V229H33ZM32 230V231H33ZM37 230V229H36ZM41 230V229H40ZM51 230V229H50ZM63 230V229H62ZM76 230V229H75ZM138 230H140V231H138ZM156 230V231H155ZM204 230V229H203ZM223 230V229H222ZM3 231V230H2ZM1 231V232H2ZM19 231V232H20ZM25 232V234L27 233L28 234V232ZM43 231H45V230H43ZM48 231V230H47ZM138 231V232H137ZM161 231V233H162V230H160ZM205 231V230H204ZM208 231V230H207ZM211 231V233H212V230H210ZM215 231H217V230H215ZM220 230H218V234H216V235H219V233L221 232H219ZM224 231H226V230H224ZM232 231V230H231ZM12 232H14L13 230H12ZM16 232V231H15ZM36 232V231H35ZM59 232V231H58ZM74 233H75V231H73ZM77 232V231H76ZM129 232H131V235H130V238H132L131 236H133V235H135L136 233L134 232V231H129ZM203 232V231H202ZM214 232V231H213ZM229 232V231H228ZM24 233V232H23ZM33 233V232H32ZM31 233V234H32ZM43 232H41V234H42ZM47 233V232H46ZM226 232H224V235H226L225 234ZM232 233V232H231ZM1 234V233H0ZM21 234V233H20ZM19 234V235H20ZM48 234H49V231H48ZM55 234V233H54ZM65 234H67L66 233V231H65ZM69 234V233H68ZM129 234L130 233H128V235L127 236H129ZM139 234V233H138ZM138 234L136 235V237L138 236ZM201 235H202V233H200ZM199 234V235H200ZM207 234V233H206ZM221 234V233H220ZM234 234V233H233ZM255 234V233H254ZM2 235V234H1ZM18 235V236H19ZM24 235V234H23ZM38 235V234H37ZM52 235V234H51ZM60 235V234H59ZM166 235V234H165ZM164 235V236H165ZM198 235V236H199ZM212 235H213V233H212ZM222 235V234H221ZM221 235H220V237H221ZM223 235V236H224ZM227 235H228V233H227ZM34 236L36 237V235L34 234ZM68 236V235H67ZM203 236V235H202ZM204 236H206L205 235V233H204ZM229 237H231V236H235V235H231L230 236V234L228 235ZM236 236H238V235H236ZM240 236H238V238L240 237ZM14 237V236H13ZM37 237H39L40 238V236H37ZM44 239H45V234L42 236ZM41 237V238H42ZM49 237V236H48ZM71 237H73V236H71ZM75 237V236H74ZM140 237V236H139ZM144 237H145V235H144ZM200 237V236H199ZM225 237V236H224ZM248 238H249V236H247ZM0 238H1V236H0ZM42 238V239H43ZM57 238H58V236H57ZM63 238V237H62ZM142 238V237H141ZM154 238V239H153ZM204 238V237H203ZM212 238V237H211ZM238 238H236V240L238 239ZM14 239V238H13ZM42 239H41V241H42ZM43 239V240H44ZM59 239V238H58ZM60 239H61V235H60ZM59 239V240H60ZM74 239V238H73ZM151 239H153V240H151ZM221 239V238H220ZM224 239V238H223ZM229 239V238H228ZM245 239V238H244ZM263 239V238H262ZM2 240V239H1ZM49 240V239H48ZM58 240V241H59ZM148 240H146V238H145V241L147 242ZM222 240V239H221ZM239 240V239H238ZM242 239H240V241H241ZM57 241V242H58ZM129 241H133V238L132 239H129ZM139 241V240H138ZM157 241H158V243H157ZM164 241V240H163ZM191 241V240H190ZM248 241H249V239H248ZM263 241V240H262ZM3 242V241H2ZM10 242H11V240H10ZM48 241H46V243H47ZM53 242V241H52ZM56 242V241H55ZM145 242V243H146ZM224 242V241H223ZM223 242H222V244H223ZM226 242V241H225ZM244 242H245V240H244ZM251 242V241H250ZM257 242V241H256ZM42 243V242H41ZM60 243L62 244V241L60 240ZM127 243H130V242H127ZM147 243V244H148ZM241 243V242H240ZM146 244V245H147ZM251 244V243H250ZM131 245V247H132V243L130 244ZM134 245H135V243H134ZM145 245V244H144ZM145 245V246H146ZM15 246V245H14ZM250 246V245H249ZM7 247V246H6ZM12 247V246H11ZM49 247V246H48ZM245 247V246H244ZM146 248H148V247H146ZM223 248H224V246H223ZM250 248H252L251 250H250V252H252V255L253 256H251V257H254L255 258V256H261L262 257V254H264V244H262V243H256L255 245H253L252 247H250ZM4 249V248H3ZM50 249V248H49ZM144 249H145V247H144ZM150 249V250H151ZM170 249H173L174 251H175V255H172L171 253H174L173 252V250H172V252L170 251ZM221 249V255L219 256V254H220V252H218L217 254L218 255H216L215 256V260L217 261V259L219 260V262H218V264H244V263H242L241 262V259H240V261H238V259H235V260H231L230 259V261L229 262H227V259H224L225 258V256H224V254H222V248H220ZM245 249V248H244ZM243 249V250H244ZM2 250V249H1ZM7 250V249H6ZM6 250H4V252L6 251ZM147 250V249H146ZM219 250V249H218ZM53 251H55L54 249H53ZM149 251V250H148ZM245 251H246V249H245ZM248 251L249 250H247V253H248ZM52 252V251H51ZM51 252H50V255H51ZM58 252H61V250L60 251H58ZM63 252V251H62ZM147 252V251H146ZM151 252V251H150ZM148 253V252H147ZM4 254V253H3ZM149 254H151V253H149ZM170 254H171V256L172 257H170ZM250 254V253H249ZM6 255H8L9 256V253L8 254H6ZM5 255V256H6ZM52 255H55V258H56V254H52ZM152 255H154V254H152ZM158 255V256H157ZM0 256H1V253H0ZM8 256H6V258H8ZM59 256V255H58ZM61 256H63V254H61L60 253V258H61ZM145 256V255H144ZM224 256V257H223ZM51 257H53V256H51ZM174 257V258H173ZM175 257H176V259H175ZM223 257V258H222ZM257 257L255 258V259H257ZM1 258H3V256L1 257ZM5 258V259H6ZM10 258H11V255H10ZM48 258V257H47ZM54 258V257H53ZM228 258H230V257H228ZM259 258V257H258ZM43 259V258H42ZM49 259V258H48ZM51 259V258H50ZM58 259H59V257H58ZM41 260V259H40ZM44 260V259H43ZM51 260H53V259H51ZM56 260V259H55ZM55 260H53L54 261V263L53 264H56L55 263ZM64 259H62V261H63ZM163 260H165V262L163 261ZM169 260V262H168V264L170 263V264H173L174 262H171ZM252 258H250V261H248L250 264H253L252 263V261L255 263V260L253 259L252 261ZM259 260H260V258H259ZM3 262H4V260H2ZM42 261V260H41ZM52 261V262H53ZM59 261H61L60 259H59ZM58 260L56 261V262H59ZM61 261V262H62ZM264 261V260H263ZM9 263H10V261H8ZM46 262H48V261H46ZM50 262V261H49ZM48 262V263H49ZM64 262V261H63ZM67 261H65V263H66ZM5 263V262H4ZM3 263V264H4ZM6 263H7V260H6ZM8 263V264H9ZM12 263V262H11ZM39 263H40V261H39ZM51 263V262H50ZM49 263V264H50ZM68 263V262H67ZM184 263V262H183ZM262 263H264V262H262ZM36 264H38V262L36 263ZM41 264V263H40ZM43 264V263H42ZM45 264V263H44ZM60 264H62V263H60ZM187 264H188V262H187Z\"/></svg>","mask_w":264,"mask_h":264}]
</instances>
